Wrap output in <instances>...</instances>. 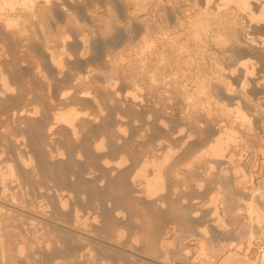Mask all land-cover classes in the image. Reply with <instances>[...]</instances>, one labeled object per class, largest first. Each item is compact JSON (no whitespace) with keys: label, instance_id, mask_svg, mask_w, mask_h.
I'll use <instances>...</instances> for the list:
<instances>
[{"label":"rangeland","instance_id":"1","mask_svg":"<svg viewBox=\"0 0 264 264\" xmlns=\"http://www.w3.org/2000/svg\"><path fill=\"white\" fill-rule=\"evenodd\" d=\"M0 1H3V0H0ZM60 1L61 0H59V2ZM63 1L64 0H62V2ZM149 1L150 2L148 4H146L145 9L139 11L137 6L135 5L138 2L137 0H73V1L72 0H65L63 2L65 5H62V7H60L61 6L60 3H59L60 4V6H59V4L57 3L58 1L56 0V2L53 3L52 10L49 11L50 16L48 14L46 16L47 21H45V22L48 23V27H47V24L44 23L46 25V27H44V29H43L42 26H39L40 24L38 22H37V24L34 25V27L32 25H30V26H28V32L26 31L27 33L23 34V36L25 35L26 39L22 37L24 40L22 41V39L21 40L19 39L18 42L13 40L12 39L13 37L11 38V36L6 37L7 36L6 32H5L6 30H4V28L0 27L1 29H3V32H5V35H4L2 30L0 29V33H1L0 39L1 38L3 39V40L2 39L0 40V55H1L0 57L4 63L6 62L5 63L6 66H4V69L6 71L5 72L6 76H8L7 78H9L7 81H9L8 83L11 84V86L13 85L12 88L15 89V90L8 91L9 93L5 92L3 94L4 97L2 96V94L0 96V134H1L0 135V152H1V154H3V155L0 154V156H1L0 167H2V168H0V173L2 172L0 174V179L2 180L3 177H5V179H8L10 177L11 180H13V178H14L13 182H15V183L17 182V181H15L16 177H18L16 180H18V179L20 180V182H18L16 184L17 190L14 188L11 191V189L15 185L11 180L8 179L7 185L10 187H7L8 192H9L7 194H9V195H4L5 193L2 194L3 191H0V194H2V197L4 195V197L7 198V201H8V199L11 200L12 197L13 198L19 197V199H21L20 202L21 201L26 202L24 204L28 203V205H29L31 203L34 206L35 205L39 206V207L35 206L34 209L35 210H36V208L40 209V210L39 209L36 210L37 214H39V211H40V214H39L40 216H42L44 214L42 216L43 221H42L41 225L45 228V230L43 229L44 231L42 229H41L42 231L39 230L40 232H44V233L40 234V232H38L39 234H36L37 236L36 235L35 236L36 237L40 236V238L36 239V237L34 235L33 236L31 235L32 236L31 237L30 234H29V236H27L26 233H23V234L21 233V232L25 231L24 226L30 225L36 220L35 219L32 222V220L28 219L30 217V215L25 214V217H24L26 223L27 222L30 223V221L32 222L30 224L25 223L26 224L25 225L23 222L24 219L21 220L22 223L20 222V224H22L24 226H22V225L19 226V224H17V223L15 225V223H12L15 225L17 230L16 229L14 230L15 227H13L14 225L12 226L11 223H8V225L9 224L11 225L10 227L7 225V223H6V226H8V227H5V222H3L4 223L3 224L1 221L0 222V225H1L0 229L2 228V230L0 232L3 231V233H4L3 227L8 228V230H9V228L12 227L13 228V229L11 228L12 231L14 230L15 233L22 234L23 236L19 235V237H17V240H15L16 238L11 239V237L7 234H6L7 236L3 233L0 234L3 237V240H0V242L1 243L3 242L2 244H4L7 249L9 248L8 250L7 249L0 250V264H27V263L28 264H148V263L149 264H155V263L160 264L159 262L154 263V261L149 260V258H148L149 252H147L148 253L147 254L146 253L147 250L142 249V248H144L143 243H142L143 237L141 235L142 232H140V231H142L141 226L145 222L146 218H147V221L153 222V220H154V222L155 221L157 222L159 219L161 221H163V219L165 220V217L167 218L165 221L169 222L168 225H170V224H171L170 226L174 225L175 227L174 226H172V227H174L175 229L177 228V231H179L178 229L180 228V231H179L180 234L182 236L184 235L183 239L181 238L182 236H178L179 232H176L177 235L175 237H177V238H175L174 235H173V237H172V235L170 236L169 240H171V241L175 240V241L171 242V245L168 244V245H170L169 247H171V249L169 248L168 251L172 252V253L170 252L172 254L171 258L174 259V260L170 259L171 261H174V263L172 262V264H193V263L200 264L201 260L203 259V256H202V254H200L201 250L199 249V246H200V243L202 242L203 239H204L203 242H205L207 244L213 243V245L216 246V248H215V246L212 245L215 248V250L219 246L218 247L219 249H217L215 251V252H217V257L212 259L216 263H212V264H222L220 262L223 260L224 257H226L227 254H225V252H226L227 248L228 249H230V248L239 249L240 250L239 253H241V256H242L243 253L247 250L249 240L252 238H253L252 239L253 246L251 247L250 256H251L252 260L257 261V264H259V261H263V260H260L257 253H258V248L264 245V218L260 222L249 219L250 218L249 217L250 212L248 210L247 205L249 202L254 201V202L259 204L260 208L264 209V201L262 202L261 200H259V197H260V199L262 198L261 194L264 195V162H263L264 161V155H263L264 154V47H263L264 42L262 41L264 39V36H263L264 35V23H260V22L258 23V22H256V20H254L255 22L251 21L252 22L251 23V22H249L248 18L247 19H245L246 17L244 18L245 22H243L244 23L243 25H246V24L247 25L243 26L242 29H240L241 32H239V33H242V34H240L239 37L240 38L242 37L245 40V38H244V37H246L245 31L250 27L248 29V31H250V35L253 36V39L256 40L255 41L256 43L252 42L250 47H247L244 42L243 43L245 45L242 43L241 44L242 46L241 45L238 46L235 43H233L229 47L227 46V49H230V51L233 53L235 52L234 53L235 57H233L232 59L230 58L231 60L228 59L229 61H227L226 59H223V58H226V57L229 58V57L227 55L225 56V54L223 52H221V49H219L217 45H212L213 42H210L208 44V47L210 46L212 48V50H211V48L209 47L210 48L209 50H211L212 52H214V50H215L216 53L221 52L222 54H224L223 57H220V56H222V54L218 55V57H220V60H221L219 67L222 64L223 67H226L225 70L227 72L226 71L222 72V69H221V71L218 72V74L220 73V74H222V76L226 75V77L225 76L224 77L227 79L229 78L228 79L229 81H227L224 77L222 78V76L220 74L218 75L216 72L217 70L213 69L216 66H218L217 63H214V61H209L210 59H208V61L206 63L211 64V65H207L208 69H213V70H211L212 73L209 72V74H208L209 83H210V79L214 81V83L212 81L211 82L215 85V86L214 85L213 86L216 89L214 87H212V88L215 89L216 93L220 92L221 97L223 96L222 100L224 101V104L226 101L227 105H229L228 109L230 108V105L234 106L235 104H236L235 108L233 107V109H236L238 107L239 103H241L240 105L244 108V110L242 107H240V106L239 107H240V109L243 110V112L248 111V112H246L247 114L245 113L248 116V119L246 118L247 120H240V119H245V118H240L238 116L236 118L237 114H236L235 110H233V109H232V111H231V109L229 111L235 112V113L228 112L230 114H228V113L226 114L227 111L223 112L222 105H224V104L221 101L222 103L221 102L218 103V106H221L220 108L218 106H216L217 104H215V105L211 104V106H209V107H208V105H204V106H202L204 108L200 107L199 112L201 114L199 112L197 113L198 119L201 118V119H199L201 121V126H199L200 130H197L198 126H196L197 128L193 127V128H189V129L187 128L186 129V127H192L191 124L187 123V120H186V124H188L187 126H185L186 124H182V123H185L184 122L185 118L183 120V116H184L185 112L183 110L186 109V106H185L186 103L182 105V103H184V102H183L181 96H183V95H180L179 92L177 94L176 92L180 91V89L182 90V87L185 86L186 82L189 81L190 78L193 81L195 80L196 83L191 80L192 82L189 81L191 86L188 82H187L188 84H186V86H188L190 89H193V90L196 89L197 79L196 78L194 79V77H195L194 75H193L194 77L192 78V75H191L193 72L195 73L196 67L194 66L195 68L193 67L194 69L191 68V70H190L189 66H191V64L188 65V67H187V64L183 65V66H185V67H183L185 69L184 70L180 69V70L184 71L185 73L184 72H182V73L183 74L189 73L191 76L189 79H187V81H181V82L185 83V84H182V86H181V82H179V81L183 79V76H185L179 70V68H180L179 64L182 65V63H179V64L175 63L176 65H174L172 63L174 66L173 67L171 66V68H174L175 66H177L175 68L179 67L178 70L177 69L172 70L169 68L174 73L176 71H177V73L179 72V74H178L179 78L182 76V79L177 78L178 77L176 75L177 73H175V74L172 73V74H174V75H172V74H170L171 72L168 73L170 78H167L168 74L167 73L165 74L164 72L160 71L161 69H159L160 67L158 64H160V63H157L156 65L154 64L155 66H153V63H156L158 61H156V58L153 55L154 54V47L152 46L153 50L152 49L149 50L146 47V44L144 46V40H145L144 36L146 34V31L144 29L145 24L143 23V20H141L145 17L149 18V19L153 18V14H154L153 3L151 4V0H149ZM199 1H200V4H202L204 2V0H202V1L199 0ZM53 2H54V0H53ZM87 4H88V6H87ZM95 5L99 6V7L95 8L96 7ZM165 7H167V5H165ZM73 8H74V10H73ZM168 8H169V10H168ZM168 8L167 9L165 8V10H167L165 12H168V15L171 17H169L167 15L166 16L169 20L172 21V19H173L172 17L174 16V14L170 10L171 8L169 5H168ZM68 9H70V10H68ZM71 13H72V15H71ZM165 14H167V13H165ZM70 16H72V17H70ZM48 17H51L50 18L51 20L48 21V19H49ZM46 18H45V20H46ZM74 19H76V20H74ZM35 20L37 21L38 19H35ZM78 21H79V23H78ZM107 23H108V25H107ZM248 23H251V25L249 26ZM44 24H43V26H44ZM244 27L246 29H244ZM30 28H32V29H30ZM45 31L47 34L45 33ZM48 31H49V33L51 32L50 37L48 35L49 34ZM62 31H64V32H62ZM44 33H45V35H44ZM52 33L53 34L56 33V35L54 36ZM57 33H59V34H57ZM63 34H64V36H63ZM47 35H48V37H46ZM85 36L88 38H84ZM141 36H143V37H141ZM15 38H16V40H18L17 36H15ZM82 38H84L85 40H82ZM84 41L86 42L85 45H84ZM261 41H262V43H261ZM20 44H22V45H20ZM64 44H65V46H64ZM138 44H139V47H138ZM141 44H143V45L140 46ZM259 44L260 45L263 44V46L261 45L262 46L261 47ZM252 45H254V46H252ZM53 46H54V48H53ZM146 48H147V50H146ZM52 50H54L53 53H52ZM66 50H67V52H66ZM257 50H258V52H257ZM261 50H263V51L261 52ZM81 51H83V52H81ZM104 51H105V53H104ZM50 52H51V54H50ZM136 53H138V54H136ZM106 54H108L109 56L107 55L108 56L107 57ZM139 54H140V56H139ZM149 54L152 57L151 56L149 57ZM227 54H229V53L227 52ZM246 54L248 55V57ZM52 55L53 56L55 55V57L53 58ZM141 56L142 57L144 56L145 58L144 57L141 58L142 61L138 59L139 62L137 65H139V63H140V65H143V66H140V68H136L137 66L133 63H134V61H135V63H137L136 62L137 58H139ZM244 56H246V58H244ZM221 58L223 59V61ZM54 59L56 60V62ZM57 59L59 60V62ZM150 59L153 60V61L151 60L153 63L152 62L150 63V61L148 62V63L152 64L151 65L152 69H154L153 67H155V69H156L157 65H158L157 70L154 69L152 72L153 73L152 75H151V73L146 74V72L148 70H149V72H151L150 70H152V69H150V66H149L150 64L145 63ZM242 60H244V61L247 60V63H248V65L246 64L247 67H245L246 65L241 63ZM143 61H144V63H143ZM239 61H241V62H239ZM226 62H227V64H226ZM146 64L149 66V68L146 69V71H144V68H147V67H144V65L146 66ZM230 64H232V65L230 66ZM39 65H41L40 66L41 69L39 68ZM85 65H86V67H85ZM130 65L132 66V68L134 67L135 69H138V70L131 68L133 70L131 72V69H129ZM133 65H135V66H133ZM193 65H195V64H193ZM242 65H244V67L246 69L250 65L252 68L250 67L248 69L253 70L252 73H249L250 71L248 72V69L246 71V69ZM43 66H44V69H43ZM90 66H93V67H90ZM210 66H212V68H209ZM116 67H118V69H116ZM119 67H121V68H119ZM186 67L189 69H187ZM219 67H216V68H219ZM230 67H232L234 71L231 70L232 68L230 69ZM238 67H239V69H238ZM37 68L40 69V72H39V70H37ZM112 68H115L118 73ZM141 68L143 69L144 72L141 71L142 70ZM228 68L230 71L228 70ZM126 69H128V70H126ZM236 69L238 72L236 71ZM41 70L42 71L45 70L44 72L46 73V75L44 72H41ZM61 70H63V71H61ZM120 70L122 71V73ZM188 70L190 72H187ZM58 71H60V72H58ZM134 71H135V73H134ZM159 71H160V73H159ZM191 71H192V73H191ZM208 71H210V70H208ZM69 72H70V74L73 75V73H74L75 75H73V76L69 75ZM123 72H124V74H123ZM136 72L138 75L136 74ZM37 73H39V74H37ZM154 73L157 75H154ZM160 74L163 75V77L165 76V78H167V79L164 78L165 80L163 79V82L164 81L168 82L170 80L169 83H167V84H171V85L168 87L166 84L168 89H166L165 87L162 86L163 83H161V82H162L163 77L160 76ZM210 74H211V76H210ZM58 75H60L61 77ZM131 75H132V78H131ZM158 75L160 77H162L160 79L161 84L158 81L159 78H155L156 76L159 77ZM170 75H172V76H170ZM212 75H214V76H212ZM86 76L90 77L94 83L99 84L100 86L101 85L104 86L105 84L107 85L108 84L107 80H110V82L108 81L109 84L107 85V87L109 85L112 87L109 86L110 88H107L105 86L107 90L101 89V91H100V89L95 90V88H93V89L89 88L88 89V87L87 88L85 87L86 88L85 90H88L86 92H89V91H91V92H89V93L83 92V94L81 93L79 95H76L75 94L76 92L74 91V90H76L75 85L78 84L79 82H81L79 80L80 77L84 78ZM149 76L150 77L155 76L153 78H155L157 80L153 79V80H155L154 82L157 83V81H158V83H159L158 85L155 84L157 87L160 88V90H159V88H157L158 91L155 90L156 88H155L154 83H153V86L155 89L151 85V87L155 93L152 91V89L150 87H148V85L151 84V83L148 84V81L150 82V80L152 79V78L150 79ZM217 76L218 77L221 76V79L218 78ZM133 77H135V78L140 77L139 78L140 80L138 78L135 79ZM172 77H174V80H172ZM214 77L216 78V80ZM42 78H44V79H42ZM60 78H61V81H60L61 83L59 82ZM144 78L150 79V80L148 79L146 81L147 86H146V84H144L145 81L142 80ZM56 79H58V80H56ZM176 79H178L177 80L178 82H174ZM218 79H220L219 82H221V84H219V82L217 81ZM222 79H225L226 81H224ZM153 80H151V82H153ZM135 81L139 82L140 84L139 83L137 84V82L135 83ZM222 81L224 82V84ZM25 82H27L26 84H29V85H25ZM44 82H45V84H44ZM170 82H172L174 84L177 83L179 86H181V88H180L177 85L180 89L176 85L174 86V87H177L174 89L175 91L177 90L175 92V94H174V91L171 90V89H173L172 86L174 84H172ZM226 82L230 83V85H231L230 89H234L233 93L231 92L232 94L230 93V91H232V90L226 91L227 89L229 90V88H227V86L229 87V85H226V87H225ZM46 83L50 84L51 88L49 85H48L49 86L48 87ZM54 83H56V85H54ZM193 83H195V84H193ZM58 85H59V88H58ZM79 85H80V83L78 84V86ZM159 85H161V87L164 89H162ZM44 86H45V88H43ZM52 86L53 87L57 86L56 88H58V89L56 90V88L54 89ZM71 86H73L74 89L72 88V90H71ZM212 88H211V91H212ZM37 89H39V90H37ZM50 89L52 90V92ZM0 90H1V87H0ZM94 90L97 92H95ZM167 90H169L168 93H167ZM170 90L172 91L173 96H171ZM217 90H218V92H217ZM112 91L114 92V94H112L113 93ZM65 92H66V94H65ZM152 92L155 95H153ZM58 93H59V95H58ZM162 93H164V94H162ZM213 93H211V94H213ZM216 93H214V94H216ZM56 94H57V96H55ZM61 94L63 95V97H65V95L68 97L62 98ZM159 94H161V95H159ZM181 94H183V92H181ZM218 94L216 95L217 97H218ZM156 95L158 98L157 97L155 98ZM22 96L24 97V99ZM56 97L58 98V100H56L57 99ZM115 97L117 98L116 103L114 102V100L116 101ZM217 97H216V99H217ZM240 97H241V100H240ZM54 98H55V100H54ZM48 99L49 100L52 99V100L49 101ZM154 99L156 100V103H155ZM159 99L160 100L163 99V101L161 102ZM214 99H215V97H214ZM218 99H220V97H218ZM232 99H234V101L231 103ZM229 100H230V102H229ZM238 100H239V103H237ZM248 100H250V101H248ZM52 101H53V103H52ZM254 101H255V103H254ZM62 102L65 104H62ZM220 103H221V105H220ZM53 104H55L54 106H56V107H54ZM175 104H177V106ZM225 105H224V107H225ZM227 105H226V107H227ZM243 105L247 106V107H244ZM22 106L25 108L26 111L24 110V108ZM51 106H53V108ZM58 106H59V108H58ZM183 106L185 108H183ZM34 107H36L35 108L36 110L34 109ZM50 108H51V110H50ZM61 108L63 111H65L64 109L74 108L77 112H79V113H77V116H76V120H75L76 122H74V124H76L74 126V128H76L75 130L71 126H69L68 123H66L65 121H63V120L60 121V118H55L56 116H54L55 114H53V113H56V111H59ZM214 108H216V110ZM247 108H248V110H245ZM20 109L25 111V113L24 112L22 113ZM27 109L30 110L31 113ZM32 109L34 110V112L32 111ZM205 109H208V110H205ZM219 109H222V111H220ZM17 110H18V112H17ZM62 110H61V112H63ZM213 110H215V111H213ZM224 110H225V108H224ZM36 111H37V114L35 113ZM49 111H51V112H49ZM13 112H17L18 114L15 116H12ZM19 112H21L23 115L21 116V114H19ZM202 112H203V114H202ZM208 112L212 117H210ZM58 113L59 112H57L56 114H58ZM181 113H183V114L181 115ZM222 113H225V114H222ZM203 115H204V117H203ZM206 115H208V116H206ZM222 115H223V117H222ZM246 115H245V117H247ZM16 116L18 118L20 117L21 120L19 121ZM225 116L227 117L226 120H225V118H226ZM4 117H5V120H4ZM13 117H16V119ZM22 118H23V120H22ZM160 118H162V119H160ZM180 118H182V119L180 120ZM211 118H213V119H211ZM214 118H215V120H214ZM56 119H59V120H56ZM206 119H207V121H206ZM208 119L209 120L211 119L213 122L210 120V123H209ZM165 120H167V121L165 122ZM182 120H183V122H182ZM214 122H215V124H214ZM243 122L246 125H243ZM164 123L165 124L167 123V124L162 126L161 124H164ZM205 123L207 124L208 127L206 126ZM181 124H182V126L184 125L185 128L182 127ZM211 124H213V125H211ZM224 124H225V127H224ZM230 124L231 125L233 124V125L231 126ZM51 125L53 127H50ZM118 125L119 126L121 125V127L119 128ZM198 125H200V123H198ZM227 125H228V127H226ZM252 125H254V126H252ZM212 126L215 128H213ZM244 126H246V127H244ZM247 126H249V127L247 128ZM201 127L203 129H205L206 131L201 129ZM205 127H207V129ZM216 127L220 128V130ZM230 127L233 129H230ZM4 128L7 130H5ZM181 128H182V131L180 130ZM183 128H184V130H183ZM222 128H224V130H225V128H227V129L229 128L230 130H233V132L236 130L235 135H238V140H234L236 143H234V141L232 140L234 143V145H233L232 141L230 140L231 145L229 143L228 144L229 146L227 145L228 147L225 148V152L223 151L224 155H222V156L223 157L225 156L227 159L226 158L224 159L222 156L219 157V155L217 156L214 154L205 155L203 162H206V163L202 164L201 163L202 161H199V163L202 164L203 168H202L201 164H199V165L202 169L206 170V172L208 174L205 173V171H203L200 168L201 170H199L198 176L203 171L205 173V175L202 173L203 177H202V174H201V177L206 178L207 175H208V177L206 179L204 178L205 179L204 182H203V179L201 177H198V178H200V184H201V186L199 185L200 187L198 186V183L194 182L195 183L194 186L192 183H191L192 186H189L191 189L186 188V187H188L186 185L187 179H185V175L187 173L186 172L187 171V166H186L187 162H184V161H187V160H185V159H187V156H186L185 152H181V151H184V149L188 146L189 143H190V145L191 144L193 145L195 142L197 145L194 144L193 147L196 146V148H197V146L199 148L198 144H200V143L202 144V145L200 144V148H201V146L204 147L205 144L209 145V143L211 141L210 138L212 137V134L215 133L214 136L216 137V135H218V133L222 130ZM234 128H235V130H234ZM176 129H177V131H175ZM217 130H219V131H217ZM224 130L221 132L224 133V135H225L226 132ZM247 130H249V131H247ZM74 131L76 132V134ZM174 131H175V134H174ZM191 131H192V133H190ZM5 132H6V134H5ZM195 132H196V134H195ZM197 132H199V133H197ZM170 133H172V134H170ZM203 133H205V134H203ZM253 133H254V135H253ZM247 134H248V136H247ZM242 135H243V137H241ZM155 136H159V138L156 137V139H155ZM182 136H184V138ZM195 136H197V137H195ZM198 136L202 140L200 138H198ZM160 137H161V139H160ZM202 137H204V138H202ZM205 137H207V138H205ZM165 138L166 139L168 138V139L166 140ZM15 139H17V140H15ZM157 139L158 140L160 139L163 142H161V144H160L161 146L158 147L159 150H155V148L158 149L157 146L154 148L151 147V149H154L156 151V153H157L156 154L155 151L151 150L149 146H151L153 143L155 144L156 142H152V141L153 140L155 141ZM164 139H165V141H164ZM177 139H179L180 141ZM184 139L187 140L188 142H187V146L185 145L184 149H182L180 147H183L182 145L184 143L183 142ZM200 140L203 142H201ZM207 140H208V142H206ZM240 140H241V142H240ZM246 141L248 143H246ZM180 143H181V145H180ZM239 143H240V145H239ZM165 144H166V146H165ZM1 145L3 147L6 146V147H4V148H7L5 150L6 153H3L4 148H2ZM177 146L179 147V149ZM17 147L21 151V154H22L21 158L23 157L22 159L19 158L20 153H19V150ZM168 147H170L171 149H169ZM206 147H204V148H206ZM1 148L3 149V151ZM146 148H147V151L149 152L150 155H151V153H153L152 151H154V154H152L151 157L148 154V152L144 151ZM149 149L151 150V152ZM167 149H168V152H165V151H167ZM176 149L179 152H176V151L174 152V150H176ZM142 151H144L148 155V157H150L149 161H152V159L153 160L155 159L156 162L161 161V159H163L162 158L163 155L167 156L168 153L172 152L173 153L172 157H171V159H169L170 161L172 160L170 164L174 165V167L179 165L178 166L179 170L176 169V167H175L176 170H175V172H173V176H172V177H175L177 180L175 178H173V179L168 178L167 179V177H166V179H164L165 181H163V185H164L163 189L164 190L160 189L159 191H162L161 193L159 192L160 194L158 193L156 195V192H155L154 194H151L152 196L149 195L150 197H147L148 196L147 192H146L147 190L145 191V188L148 189L147 185L145 184L146 182H144V180H146L147 177L141 176L142 180L139 178L138 179L139 181L137 180L135 183L132 182V180H131V178L133 177L132 175H134L137 172V170H139L138 168H140V166H141L138 163L140 157L136 158L137 156L135 153H139V155H140V152H142ZM232 151L237 152V153L235 152V155H234L235 158L233 157V159H231V157L234 154ZM164 152L166 153V155ZM130 154H132V155H130ZM155 154H156L157 160L155 157H152ZM230 155H232V156L230 157ZM250 155H251V158H250ZM170 156H171V154L169 155V157ZM180 156L182 158H185V157L186 158L182 159ZM160 157H161V159H160ZM207 157L209 159H211L210 160L211 162H209ZM122 158H124V159L126 158L125 159L126 161L124 162V164L122 163L123 166L122 165L120 166V164H118V163H120ZM172 158H174V159H172ZM212 159H213V161H212ZM216 159H219V160H216ZM180 161H182V163H180ZM236 161H239L240 163L242 162L241 165L244 166V167H242L243 173H241V174H240V172H242V171L236 172V170H235L234 165H235ZM108 162H109V165H108ZM176 162L177 163L179 162V163L176 164ZM149 163H152V162H149ZM172 163H174V164H172ZM25 164H27L26 167H25ZM151 166H152V164H150L148 167L146 166V168H145L146 169L145 173L147 171V173H146L147 175L152 174V167ZM181 166H183V167H181ZM211 167H213V168H211ZM33 169H34V171L32 173L31 171ZM211 169H213V170L211 171ZM9 170H10V172H8ZM226 170H228V171L226 172ZM229 170H230V172H229ZM5 172H7L8 174ZM11 173H13V174H11ZM220 173H222V174H220ZM228 173H231V175ZM13 175H16V176H14L12 178L11 176H13ZM149 175H148L149 178L153 177V175H151V176H149ZM176 175H177V177H176ZM222 175L224 176V179H227V178L230 179L231 184L234 182L236 183V184L235 183L232 184V186L234 185L233 186L234 192L231 189L232 193H234V194L237 193L240 196L239 197L236 194L235 195L236 200L239 201V199L242 198L238 202V205L240 204L239 206L240 207L242 206V208H243L242 209L243 212L241 213L239 219H235L233 216H229L231 214L229 212H226L223 208L224 206H223L222 202H224V200L225 201L227 200L226 194L224 193V192H226L227 188H225L226 186L223 188L224 185L222 183H224L223 182L224 180H223ZM226 175H228V176L226 177ZM209 176L213 177V179L210 178ZM138 177H140V176H138ZM178 178L180 180H178ZM182 178H183V180H181ZM208 178H210V179H208ZM136 179H137V177H136ZM220 179L222 180V182L219 181ZM240 179H242L243 182ZM1 180H0V182H1ZM140 180L142 181V183H140ZM170 180H173L174 182H172ZM212 180H214V181H212ZM233 180H234V182H233ZM180 181L185 182L186 187ZM9 182H12L13 184L9 183ZM143 183L146 185V187ZM173 183L175 184L176 187L178 186V188H175ZM203 183H207V184H204L206 186H204ZM220 183L222 185H220ZM10 184H12L14 186L11 187L12 185H10ZM214 184H215V186H214ZM218 184L221 188V191L219 189V186H217L218 188L216 187V185H218ZM0 185H1L0 187H2L1 183H0ZM188 185H189V183H188ZM168 186L170 188H167ZM201 187H203V188H201ZM213 188H215V190L217 188L216 191H218V193L220 191V193H219L220 198L218 200L217 199L218 195H217V198L215 201H217V204H220L221 206H218L215 201H214L215 204H213L214 202L212 201V196L218 194L215 190H212ZM171 189L173 190V192H171ZM175 189L176 190L178 189L179 191L178 190L176 191ZM224 189H226V190H224ZM0 190H1V188H0ZM140 190L142 191V194H141ZM166 190H168V191H166ZM169 190H170V192H169ZM195 190H196V192L199 190L197 194H196ZM13 191L14 192L17 191V192H15L16 196L14 195V193H13L14 196L11 194ZM21 191H24V192H21ZM175 191L177 194L174 193ZM229 191L227 190L226 193H229ZM18 192L21 194L17 195ZM145 192H146V194H144ZM210 192H212V193H210ZM168 193L171 196L168 195ZM172 193H173V195H172ZM193 193L195 195H198V194H200V195L197 196L196 197L197 199H196V198H194L195 195ZM10 194L12 196H10ZM58 194H60V195H58ZM190 194L192 196L193 195L194 196L192 197ZM20 195L21 196L23 195L22 198H20L21 197ZM174 195H175V197H174ZM9 196L11 199L9 198ZM59 196H60V198H59ZM145 196L148 198V200ZM222 196H223V198H221ZM237 196L239 197V199H237ZM2 197L0 195V201H4L3 200L4 198H2ZM126 197L127 198L129 197L130 199H134L133 201H137V202H134V203H137V204H135L136 206L133 205L136 208L135 207H133V209H132V207L128 208V206H126L127 203L124 204L123 199H125ZM151 197H152V201H151ZM169 197H171V198H169ZM176 197H178V199H176ZM159 198H162L163 200L164 199L165 200L163 201L161 199L162 200L161 201ZM19 199H17V200H19ZM58 199L59 200L62 199V200L59 201ZM135 199H137V200H135ZM157 199L159 202L156 201ZM166 199H168V200L173 199V200L172 201L169 200V202H166V204H164ZM26 200L29 202H27ZM61 201H63V202H61ZM182 201H183V205H182ZM192 201H194V203ZM198 201H199V203H198ZM204 201L205 202L207 201L206 205L204 204L205 203ZM220 201H221V203H219ZM5 202H6V200H5ZM8 202H10V201H8ZM174 202H176V203H174ZM17 203H18V201H17ZM208 203L213 204V205H209ZM200 205H202V206H200ZM31 206L32 205H29V208L27 207L28 209H30V211H31ZM40 206H42V208L45 211L43 209H41ZM183 206H184V208H183ZM236 206H237V203H236ZM185 207H187V208H185ZM144 208L146 210H144ZM172 208H173V210H172ZM181 208H183V209L181 210ZM219 208H221V209H219ZM34 209L32 208V211L35 212ZM194 209H196V210H194ZM200 209H202V210H200ZM211 209H213V211ZM218 209H219V211H218ZM75 210H77L78 212ZM178 210H181V211L178 212ZM183 210L185 212L184 215L182 214ZM189 210H191V211H189ZM205 210H208V211L204 212ZM210 210L212 213L209 212ZM215 210H217V211H215ZM42 211H43V213H42ZM142 211H143V213H142ZM146 211L149 213V215ZM197 211H198V213H197ZM224 211L226 213H224ZM76 212L81 215V216L80 215L79 216L82 218V220H81L82 222H78V223L76 222L75 219H76V217H78ZM171 212H173V213H171ZM186 212H187V214H186ZM192 212H194V213L192 214ZM195 212L197 215H195ZM207 212H208V214H207L208 216L206 215ZM216 212H218L217 215L219 214L218 215L219 217H217L215 214H213ZM175 213H177V214L180 213L183 216L180 217V215H176ZM210 213H211V215H209ZM221 213L224 215H222ZM134 214H136V215H134ZM163 214H166L167 216H165ZM212 214L214 215L213 216L214 219H213V217H211ZM32 215H35V214H32ZM150 215H151V218H150ZM170 215H173V216H170ZM174 215L176 217H174ZM185 215H186V217H185ZM199 215H201L202 217ZM27 216H29V217H27ZM162 216H163V218H162ZM187 216H188V218L193 217L192 219H194L195 221H193L192 219L188 220ZM220 216L223 217L222 219H223V222H225L224 224L221 221L222 219H220L221 218ZM245 216H247L248 219ZM33 217H36V216H32L30 218L33 219ZM46 217H48V218L45 219ZM36 218H37V222H38L39 217H36ZM50 218H51V221H50ZM79 218H77V219H79ZM173 218L174 219L176 218V219L173 221ZM182 218L183 219L185 218L184 219L185 222L182 221L183 220ZM224 218L226 220H224ZM40 219H42V218H40ZM179 219L181 220V222ZM196 219H198V220L196 221ZM245 219L249 220V222H247V220L245 221ZM46 220H48L49 222H52V223L47 224V225L43 224L44 221H46ZM54 220L55 221L57 220V221L55 222ZM169 220L171 222H173L174 224L170 223ZM215 220H217V221H215ZM129 221H131V222H129ZM189 221H192V223ZM218 221H219L220 225H218L219 223L217 224ZM244 221H245L246 225L243 224ZM49 222L46 221L45 223H49ZM53 222L55 224H58V225H56L57 227H55V224ZM126 222H128L127 225H126ZM35 223H36V221H35ZM82 223H84L85 226H81V225H83ZM89 223H90V225L88 226V228H89L88 229L87 224H89ZM130 223H132V225ZM182 224H183V226H182ZM184 224H185V226H187V228L190 224H191L190 227L191 226H193V227L192 228L189 227L187 229V228H185ZM196 224H197V226H196ZM17 225H18V228L19 227H22V229L24 228L23 229L24 231L23 230L20 231L21 229L19 228V231H20L19 232ZM37 225H39V224H37ZM63 225H66V226H63ZM157 225H156V227H157ZM200 225H201V227H200ZM243 225H245V226H243ZM70 226H72V227H70ZM37 227H39V226H37ZM218 227H220V228H218ZM40 228H42V227L40 226ZM78 229L86 230V231L90 232L91 234L90 233L89 234L91 236L86 235L87 236L86 237L85 234L83 235V233L81 232V234L83 236L81 235L82 238H80L81 237L80 236V230H78ZM120 229H121L122 234H123V232L125 234V235L121 234L123 237L120 236V233H121L119 231ZM197 229L199 230V232L197 231ZM190 230H192V231L190 232ZM195 230L197 232H195ZM77 231H79V235H77L78 234ZM138 231H139V233H138ZM117 232H118L119 237L121 239V240L118 239V241H116V239H115V233L117 234ZM198 233L200 234L199 236L202 239H200V237H198V235L196 236V234H198ZM201 233L203 234V236ZM189 234L194 235V236H191ZM137 236H138L139 240L137 239ZM21 237H23V238H21ZM84 237H86V238H84ZM179 237L182 240V241L179 240V242L181 241V243L182 242L187 243L191 249V250L189 249L190 251L188 250L189 253L187 256H185V258H189L188 260L184 259L182 255H180L181 257L179 255H177V258H176V254H174L179 249L178 248L179 245H181V246L184 245V243L179 244V242H177V240L180 239ZM185 237H187L189 239L187 240V238H185ZM7 238H10L12 241H10V239L8 240ZM33 238H35V239H33ZM4 239H5V241H4ZM18 239H20L21 241H19ZM114 239H115V241H114ZM184 239H186V240L183 241ZM35 240H37V244H39V242H40V245L41 244L42 245L40 247H36L35 245H32V244H36V242L31 243V242H34ZM132 240H134L136 243ZM9 241L12 243L14 242V245L12 243H10ZM17 241H18L17 246L19 245V243L23 244L24 246H22L20 244L22 247H20V246L17 247L16 246ZM111 241H112V243H111ZM42 242L45 245L50 242L51 245H47L45 247V245ZM1 243H0V245H1ZM173 243H174V245H173ZM26 244H27V247L25 249H23L26 246ZM133 244L134 245L136 244V245L134 246ZM187 244H185V245L187 246ZM4 245H1V247ZM6 245H9V246L7 247ZM28 245L29 246L31 245L32 247L31 246L29 247ZM168 245H167V247H168ZM5 247H2V248L4 249ZM11 247L13 248V250ZM174 247L176 248V250L174 249ZM20 248L22 250H19ZM137 250H138V252H137ZM142 250H144V251H142ZM2 251H4V252H2ZM133 251L135 253L137 252L138 255H136ZM206 251L208 252L209 249H207ZM131 252H133L134 254ZM3 253H4V255H3ZM144 253H145V256H144ZM141 256H143V258H141ZM3 257H5V258H3ZM238 257H240V256H238ZM145 258H147L148 260ZM175 259H177V261H175ZM179 259H183V260H179ZM171 261L169 264H171ZM182 261H183V263H182ZM142 262H144V263H142ZM225 264H240V263L231 261L230 263H225Z\"/></svg>","mask_w":264,"mask_h":264},{"label":"bare ground","instance_id":"2","mask_svg":"<svg viewBox=\"0 0 264 264\" xmlns=\"http://www.w3.org/2000/svg\"><path fill=\"white\" fill-rule=\"evenodd\" d=\"M58 2V4L60 3L61 4V6H60V4H59V6L60 7H62V5H65L63 2L65 1H63L62 2V0L59 2V0H57ZM73 1V0H72ZM138 2L135 4L136 6H137V8L139 9V11H141V10H144L145 9V6H146V4H148L150 1L149 0H137ZM202 1V0H201ZM56 2V0H54V2H53V0H3V1H0V24L3 26H1L0 25V27L1 28H4V30H6L5 32H6V37H10L11 36V38L13 39V40H15V41H19V39L21 40L22 39V41L24 40L23 38H25V35L23 36V34H26L27 32H28V26H30V25H32L33 27H34V25L35 24H37V22L40 24L39 26H42L43 27V29H44V27H46V25L45 24H47V27H48V23H46L45 21H47V18H46V16H47V14L50 16V14H49V11H51L52 10V6H53V3H55ZM93 2V1H92ZM153 3V12H154V14H153V18L152 19H149V18H143V19H141V20H143V23L145 24V31H146V34H145V36H144V38H145V40H144V46H145V44H146V47L150 50V49H152L153 47H154V56H155V58H156V61H158V62H156V63H153L152 61V59H150V60H146L147 62H145V63H147V64H150L151 62L153 63V66H155L157 63H160V64H158L159 65V69H161L160 71H162V72H164L165 74L167 73H170V74H172V73H174L172 70L173 69H177L178 70V68H179V70L180 69H182V70H184L185 68H183V67H185V66H183L184 64H187V67H188V65H190L191 64V66H189V68H190V70H191V68L192 69H194L195 67H196V70H195V73L193 72L192 73V71H191V75H192V78L194 77V79L196 78L197 79V87H196V89L195 90H193V89H190L188 86H186V84H188L189 83V81H191L192 79L190 78V74L189 73H186V74H183L182 72H184V71H182V70H180L181 71V73L183 74V75H185V76H183V79H182V76L180 77L182 80H180L179 82H181V81H187V79H189V81H187L186 82V84L185 83H183V82H181V86H182V84H185V86L184 87H182V90L180 89L181 88V86H179L177 83H172V82H170V83H172V84H174L172 87H173V89H171L172 91H174V94H175V92L177 91H175L174 89L175 88H177L178 86L180 87H178L179 89H180V91L181 92H183V94H181V92L180 91H177L176 93L178 94V92L180 93V95H183V96H181L182 97V100H183V102L184 103H182V105L183 104H185V106H186V109L185 110H183L185 113H184V116H183V120H184V118H185V120H184V122L185 123H182L183 122V120H182V124H186V120H187V123H189V124H191V126L192 127H186V129L188 128H193V127H196V126H198V128H197V130H200L199 128V126H201V121L199 120V119H201V118H199L198 119V112L200 111V107L201 108H204V107H202V106H204V105H208V107L209 106H211V104H217L216 106H218V103L219 102H223V104H224V101L222 100L223 98V96L221 97V95H220V92H218V90H217V92L219 93H216L215 92V85L213 84L214 83V81L213 80H211L210 79V83H209V80H208V78H209V76H208V74H209V72H211L212 73V71L211 70H213V69H215V70H217L216 72H217V74H218V72H220L221 71V69H222V72L223 71H226L225 70V68L226 67H223L222 66V64H221V66L219 67V65H220V63H221V60H220V57H223V55L225 54V56L227 55L229 58H223V59H226L227 61H229V60H231L233 57H235L234 55V53L233 52H231L230 51V49H227V46L229 47L230 45H232L233 43H235V44H237L238 46L239 45H241L243 42L246 44V46L247 47H250L251 46V43L253 42H255L256 40H254L253 39V36H251L250 35V31H248V29L250 28H248L245 32V36L246 37H244L245 38V40L243 39H241L239 36H240V34H242V33H239V32H241L240 31V29H242V27L243 26H246V25H243L244 23L243 22H245L244 21V18L245 19H247L248 18V20H249V22H251V21H254V20H256V22H260V23H264V0H204V2L202 3V4H200V1L199 0H151V4ZM85 4V3H84ZM91 4V3H90ZM99 5V4H98ZM165 5H167V7H165ZM168 5L170 6V10L172 11V13L174 14V16L172 17L173 19H172V21L171 20H169L168 18H167V16H169L168 15V12H165V11H167V10H165V8L167 9L168 8ZM67 6V5H66ZM87 6H88V4H87ZM96 6V5H95ZM65 7V6H64ZM92 7V6H91ZM94 7V6H93ZM99 6H96L95 8H98ZM70 8V7H69ZM90 8V7H89ZM54 9V8H53ZM66 9V8H65ZM71 9V8H70ZM70 9H68V10H70ZM76 9V8H75ZM88 9V8H87ZM73 10H74V8H73ZM92 10V9H91ZM168 10H169V8H168ZM90 11V10H89ZM84 12V11H83ZM52 13V12H51ZM165 13H167V14H165ZM97 14V13H96ZM70 15V14H69ZM71 15H72V13H71ZM75 15V14H74ZM167 15V16H166ZM66 16V15H65ZM94 16V15H93ZM54 17V16H53ZM70 17H72V16H70ZM76 17V16H75ZM95 17V16H94ZM169 17H171V16H169ZM45 18H46V20H45ZM49 19H48V21L49 20H51L50 18L51 17H48ZM35 19H38L37 21L35 20ZM171 19V18H170ZM74 20H76V19H74ZM73 20V21H74ZM140 20V21H141ZM60 21V20H59ZM68 21V20H67ZM105 22V21H104ZM255 22V21H254ZM45 23V24H44ZM51 23V22H50ZM78 23H79V21H78ZM111 23V22H110ZM252 23V22H251ZM251 23H248V25L250 26L251 25ZM43 24H44V26H43ZM52 24V23H51ZM106 24V23H105ZM65 25V24H64ZM107 25H108V23H107ZM259 25V24H258ZM60 26V25H59ZM63 26V25H62ZM66 26V25H65ZM64 26V27H65ZM67 27V26H66ZM106 27V26H105ZM0 28V29H1ZM50 28V27H49ZM62 28V27H61ZM30 29H32V28H30ZM106 29V28H105ZM109 29V28H108ZM143 29V30H144ZM244 29H246L245 27H244ZM2 30V32H3V29H1ZM42 30V29H41ZM49 30V29H48ZM66 30V29H65ZM27 31V32H26ZM30 31V30H29ZM47 31V30H46ZM46 31H45V33H46ZM55 31V30H54ZM5 32H3V34L5 35ZM31 32V31H30ZM36 32V31H35ZM62 32H64V31H62ZM244 32V31H243ZM45 33H44V35H45ZM48 33H49V31H48ZM51 33V32H50ZM50 33L48 34L49 35V37H50ZM1 34V33H0ZM2 34V35H3ZM47 34V33H46ZM53 34V33H52ZM51 34V35H52ZM57 34H59V33H57ZM30 35V34H29ZM48 35L46 36V37H48ZM54 36L56 35V33H54L53 34ZM52 35V36H53ZM15 36H17V39L18 40H16V38H15ZM63 36H64V34H63ZM243 36V35H242ZM264 36V35H263ZM23 37V38H22ZM141 37H143V36H141ZM84 38H88V37H84ZM84 38H82V40H85ZM261 38V37H260ZM2 39V38H1ZM0 39V40H1ZM26 39V38H25ZM32 39V38H31ZM56 39V38H55ZM65 39V38H64ZM253 39V40H252ZM3 40V39H2ZM142 41V40H141ZM263 42H264V39L262 40ZM262 41H261V43H262ZM2 42V41H1ZM25 42V41H24ZM30 42V41H29ZM51 42V41H50ZM60 42V41H59ZM66 42V41H65ZM210 42H213V44L212 45H217L218 46V48L219 49H221V52H223L224 54H222L221 52H219V53H216L215 52V50H214V52H212L211 50H212V48H211V50H209L210 48L208 47V44L210 43ZM85 41H84V45H85ZM243 43V44H244ZM256 43V42H255ZM260 43V42H259ZM48 44V43H47ZM244 44V45H245ZM14 45V44H13ZM20 45H22V44H20ZM143 44H141L140 46H142ZM260 45V44H259ZM258 45V46H259ZM262 46H263V44H261ZM260 45V46H261ZM60 46V45H59ZM62 46V45H61ZM64 46H65V44H64ZM63 46V47H64ZM153 46V47H152ZM242 46V45H241ZM252 46H254V45H252ZM261 46V47H262ZM49 47V46H48ZM52 47V46H51ZM50 47V48H51ZM138 47H139V44H138ZM150 47V48H149ZM264 47V46H263ZM2 48V47H1ZM17 48V47H16ZM53 48H54V46H53ZM60 48V47H59ZM143 48V47H142ZM147 48H146V50H147ZM233 48V47H232ZM231 48V49H232ZM256 48V47H255ZM254 48V49H255ZM21 49V48H20ZM64 49V48H63ZM145 49V48H144ZM257 49V48H256ZM153 50V49H152ZM259 50V49H258ZM258 50H257V52H258ZM20 51V50H19ZM53 51L54 50H52V53H53ZM263 50H261V52H262ZM4 52V51H3ZM66 52H67V50H66ZM81 52H83V51H81ZM85 52V51H84ZM227 52L229 53V54H227ZM243 52V51H242ZM14 53V52H13ZM86 53V52H85ZM84 53V54H85ZM104 53H105V51H104ZM110 53V52H109ZM108 53V54H109ZM217 55H216V54ZM50 54H51V52H50ZM108 54H106V56L108 55ZM136 54H138V53H136ZM142 54V53H141ZM148 54V53H147ZM219 54H222V56H220V57H218V55ZM115 55V54H114ZM113 55V56H114ZM131 55V54H130ZM135 55V54H134ZM143 55V54H142ZM247 55V54H246ZM1 56V55H0ZM3 56V55H2ZM83 56V55H82ZM81 56V57H82ZM109 56V55H108ZM107 56V57H108ZM137 56V55H136ZM139 56H140V54H139ZM151 55L149 54V57H150ZM52 57L54 58L55 57V55L53 56L52 55ZM144 57V56H143ZM142 56L141 57H139V58H137V60H136V62L137 63H135V61H134V63L133 64H135L137 67L136 68H140V66H143V65H140V63H139V65H137L138 64V62H139V60H141L142 61V59L141 58H143ZM152 57V56H151ZM247 57H248V55H247ZM118 58V57H117ZM135 58V57H134ZM133 58V59H134ZM145 58V57H144ZM231 58V59H230ZM242 58V57H241ZM244 58H246V56H244ZM243 58V59H244ZM10 59V58H9ZM56 59V58H55ZM54 59V60H55ZM111 59V58H110ZM109 59V60H110ZM139 59V60H138ZM154 59V58H153ZM208 59H210L209 61H214V63H217V65L218 66H216V67H219V68H216L213 64V66L215 67V68H213V69H208V66L207 65H211V64H207L206 62L208 61ZM222 59V58H221ZM223 59H222V61H223ZM229 59V60H228ZM235 59V58H234ZM237 59V58H236ZM239 59V58H238ZM58 60V59H57ZM112 60V59H111ZM114 60V59H113ZM119 60V59H118ZM152 60V61H151ZM155 60V59H154ZM115 61V60H114ZM150 61V63H148ZM238 61V60H237ZM15 62V61H14ZM54 62V61H53ZM55 62H56V60H55ZM58 62H59V60H58ZM61 62V61H60ZM78 62V61H77ZM225 62V61H224ZM232 62V61H231ZM239 62H241V61H239ZM238 62V63H239ZM6 63V62H5ZM5 63L2 61V59H1V57H0V87H1V90H0V96H1V94H2V96L4 97V93L5 92H8V91H11V90H15L14 88H12L13 87V85L11 86V84H9L8 82L9 81H7L9 78H7L8 76H6V71H5V69H4V66H6L5 65ZM11 63V62H10ZM62 63V62H61ZM109 63V62H108ZM116 63V62H115ZM142 63V62H141ZM143 63H144V61H143ZM176 65V64H179V63H182V65L181 64H179V67L178 68H175V67H177V66H175L174 68H171V66L173 67L174 65ZM176 63V64H175ZM237 63V62H236ZM242 64H244V65H248V63H247V60L246 61H244V60H242V62H241ZM41 64V63H40ZM54 64V63H53ZM114 64V63H113ZM126 64V63H125ZM129 64V63H128ZM127 64V65H128ZM146 64V66L144 65V67H147V68H144V71H146V69H148L149 68V66H150V69H152L151 68V65L152 64H150L149 66ZM155 64V65H154ZM193 64H195V65H193ZM226 64H227V62H226ZM240 64V63H239ZM57 65V64H56ZM71 65V64H70ZM117 65V64H116ZM115 65V66H116ZM119 65V64H118ZM122 65V64H121ZM126 65V66H127ZM135 65H133V66H135ZM158 65H157V68H158ZM232 64H230V66H231ZM241 65V64H240ZM244 65H242L243 67H244ZM247 65L245 66V67H247ZM41 65H39V68L41 69V67H40ZM61 66V65H60ZM152 66V67H153ZM195 66V67H194ZM225 66V65H224ZM228 66V65H227ZM235 66V65H234ZM85 67H86V65H85ZM90 67H93V66H90ZM122 67V66H121ZM121 67H119V68H121ZM129 67V66H128ZM182 67V68H181ZM186 67V68H187ZM194 67V68H193ZM224 69H223V68ZM244 67V68H245ZM251 66L249 65V67L248 68H250ZM16 68V67H15ZM39 68H37V70H39V72H40V69ZM132 68V66L130 65V68L129 69H131ZM134 68V67H133ZM132 68V69H133ZM154 69H155V67H153ZM157 68L155 69V70H157ZM172 69V70H170V69ZM189 68H187V69H189ZM209 68H212V66H210ZM232 67H230V69H231ZM247 68V69H248ZM252 68V67H251ZM43 69H44V66H43ZM59 69V68H58ZM61 69V68H60ZM75 69V68H74ZM94 69V68H93ZM92 69V70H93ZM112 69H114L115 71H116V69H118V67H116V69L115 68H112ZM131 69V72L133 71ZM135 69V68H134ZM142 69V68H141ZM154 69H152V70H150L151 72H149V70L146 72V74L148 73H151V75L153 74L152 72H153V70ZM170 71H169V70ZM238 69H239V67H238ZM246 69V68H245ZM244 69V70H245ZM247 69H246V71H247ZM66 70V69H65ZM95 70V69H94ZM126 70H128V69H126ZM135 70H138V69H135ZM208 70H210V71H208ZM219 70V71H218ZM228 70H229V68H228ZM231 70H233V68L231 69ZM45 70H41V72H44ZM61 71H63V70H61ZM73 71V70H72ZM121 71V70H120ZM141 71H143V69L141 70ZM143 71V72H144ZM160 71H159V73H160ZM230 71V70H229ZM234 71V70H233ZM236 71H237V69H236ZM245 71V72H246ZM250 71V72H249ZM252 71L253 70H251V69H248V72L249 73H252ZM58 72H60V71H58ZM75 72V71H74ZM117 72V71H116ZM130 72V71H129ZM130 72V73H131ZM138 72V71H137ZM137 72H136V74H137ZM142 72V73H143ZM161 72V73H162ZM187 72H190L189 70L187 71ZM215 72V71H214ZM213 72V73H214ZM227 72V71H226ZM238 72V71H237ZM247 72V73H248ZM45 73V72H44ZM43 73V74H44ZM68 73V72H67ZM77 73V72H76ZM118 73V72H117ZM121 73H122V71H121ZM127 73V72H126ZM134 73H135V71H134ZM156 73V72H155ZM154 73V75H157V74H155ZM158 73V72H157ZM158 73V74H159ZM175 73H177V71L175 72ZM174 73V74H175ZM185 73V72H184ZM243 73V72H242ZM37 74H39V73H37ZM42 74V73H41ZM123 74H124V72H123ZM133 74V73H132ZM140 74V73H139ZM145 74V75H146ZM164 74V75H165ZM174 74H172V75H174ZM179 72L175 75L178 79H180L179 78ZM220 74V73H219ZM218 74V75H219ZM226 74V73H225ZM45 75H46V73H45ZM69 75H72V74H70V72H69ZM68 75V76H69ZM73 75H75L74 73H73ZM72 75V76H73ZM86 75V74H85ZM135 75V74H134ZM138 75V74H137ZM142 75V74H141ZM144 75V76H145ZM172 75H170V76H172ZM181 75V74H180ZM194 75V76H193ZM221 76H222V74H220ZM58 76H60V75H58ZM67 76V75H66ZM136 76V75H135ZM143 76V77H144ZM159 76V75H158ZM160 76H162L163 77V75H161L160 74ZM155 77V76H149V78L151 79V80H153V79H155V78H159V83H160V79L162 78V77ZM174 76V77H175ZM210 76H211V74H210ZM212 76H214V75H212ZM221 76H217L218 78H220L221 79ZM225 77H226V75H224ZM224 76H222V78L224 77ZM245 76V75H244ZM24 77V76H23ZM40 77V76H39ZM38 77V78H39ZM43 77V76H42ZM61 77V76H60ZM153 77H155V78H153ZM174 77H172V80H174ZM216 77V76H215ZM214 77V78H215ZM224 77V78H225ZM228 77V76H227ZM234 77V76H233ZM46 78V77H45ZM65 78V77H64ZM63 78V79H64ZM79 78V77H78ZM81 78V77H80ZM79 78V80L81 81V82H79L80 83V85L78 86V84H76L75 85V89L76 90H74L76 93V95H79V94H83V92H86V91H88V90H85L87 87H88V89L89 88H91V89H93V88H95V90L97 89V90H99L100 89V91H101V89L103 90V89H106V87H107V85L109 84V82H110V80H107V85L105 84L104 86L103 85H99V84H96V83H94L92 80H91V78L90 77H88V76H86V77H82L81 79ZM130 78V77H129ZM131 78H132V75H131ZM133 78H135V77H133ZM138 77H136L135 79H137ZM140 78V77H139ZM138 78V79H139ZM148 78V79H149ZM165 78V76L162 78V82L161 83H163L162 84V86L163 87H165L166 89H168V87L171 85V84H167V83H169V81L167 82H163V79ZM167 78H170L169 77V74H168V77ZM167 78H165V79H167ZM30 79V78H29ZM41 79V78H40ZM42 79H44V78H42ZM68 79V78H67ZM66 79V80H67ZM108 79V78H107ZM145 79V80H144ZM144 79H142L143 81H145V83L144 84H146V86H147V80L148 79H146V78H144ZM149 79V80H150ZM164 79V80H165ZM178 79H176L174 82H178L177 80ZM220 79H218L217 81L219 82V80ZM227 81H229L227 78H225ZM225 79H222V80H224V81H226ZM248 79V78H247ZM56 80H58V79H56ZM76 80V79H75ZM78 80V79H77ZM134 80V79H133ZM140 80V79H139ZM138 80V81H139ZM141 80V81H142ZM151 80H150V82L148 81V84H150V85H148V87H150L151 89H152V87L154 88V86H153V83H154V85L156 84V85H158L159 83H158V81H157V83H155L154 81L155 80H157V79H155V80H153V82H151ZM171 80V81H172ZM215 80H216V78H215ZM61 81V78L59 79V82ZM109 81V82H108ZM131 81V80H130ZM193 81V80H192ZM191 81V82H192ZM208 81V82H207ZM213 83H212V82ZM216 81V82H217ZM24 82V81H23ZM29 82V81H28ZM64 82V81H63ZM137 81H135V83H136ZM140 82V81H139ZM139 82H137V84L139 83ZM193 82H195V80L193 81ZM223 82V81H222ZM27 82H25V85H29V84H26ZM41 83V82H40ZM61 83V82H60ZM142 83V84H143ZM160 83V84H161ZM196 83V82H195ZM195 83H193V84H195ZM212 83V84H211ZM24 84V83H23ZM44 84H45V82H44ZM47 84V83H46ZM140 84V83H139ZM166 84H167V86H166ZM180 84V83H179ZM190 84V83H189ZM192 84V85H193ZM217 84V83H216ZM219 84H221V82H219ZM223 84H224V82H223ZM222 84V85H223ZM50 86V84H47V86ZM54 85H56V83H54ZM61 85V84H60ZM151 85H152V87H151ZM155 85V90L156 91H158V89L157 88H159V87H157ZM177 86V87H174V86ZM212 85V86H211ZM214 85V86H213ZM226 85H229V87L227 86V88H229V90L227 89L226 91H230V90H232V91H230V93L232 92L233 93V90L234 89H230L231 88V85H230V83L229 82H226V84H225V87H226ZM42 86V85H41ZM48 86V87H49ZM104 88H103V87ZM106 86V87H105ZM110 86V85H109ZM107 87V88H110V87H112V86H110V87ZM139 86V85H138ZM160 87H161V85H159ZM190 86H191V84H190ZM224 86V85H223ZM30 87V86H29ZM53 87V86H52ZM57 87V86H56ZM56 87H53L54 89L56 88ZM86 87V88H85ZM171 87V88H172ZM193 87V86H192ZM191 87V88H192ZM212 87H214V88H212ZM220 87V86H219ZM224 87V88H225ZM28 88V87H27ZM31 88V87H30ZM35 88V87H34ZM43 88H45V86L43 87ZM47 88V87H46ZM50 88H51V86H50ZM58 88H59V85H58ZM58 88H56V90L58 89ZM72 88L74 89V87L73 86H71V90H72ZM162 88V87H161ZM211 88H212V91H211ZM48 89V88H47ZM53 89V90H54ZM162 89H164V88H162ZM178 89V90H179ZM218 89V88H217ZM226 89V88H225ZM31 90V89H30ZM37 90H39V89H37ZM41 90V89H40ZM51 90V89H50ZM64 90V89H63ZM94 90V91H95ZM107 90V89H106ZM159 90H160V88H159ZM170 90V92H171V96H173V94H172V91ZM214 90V91H213ZM62 91V90H61ZM114 91V90H113ZM112 91V92H113ZM152 91H153V89H152ZM28 92V91H27ZM32 92V91H31ZM30 92V93H31ZM51 92H52V90H51ZM89 92H91V91H89ZM89 92H86V93H89ZM95 92H97V91H95ZM105 92V91H104ZM116 92V91H115ZM154 92V91H153ZM153 92H152V94H153ZM169 92V90H167V93ZM216 93V94H214V93ZM9 93V92H8ZM33 93V92H32ZM36 93V92H35ZM64 93V92H63ZM93 93V92H92ZM155 93V92H154ZM165 93V92H164ZM164 93H162V94H164ZM211 93H213V94H211ZM229 93V92H228ZM231 93V94H232ZM237 93V92H236ZM65 94H66V92H65ZM85 94V93H84ZM99 94V93H98ZM106 94V93H105ZM112 94H114V92L112 93ZM111 94V95H112ZM116 94V93H115ZM218 94V97H220V99H218V97L216 96ZM34 95V94H33ZM58 95H59V93H58ZM62 95V94H61ZM109 95V94H108ZM110 95V96H111ZM117 95V94H116ZM153 95H155V94H153ZM159 95H161V94H159ZM220 95V96H219ZM45 96V95H44ZM55 96H57V94L55 95ZM54 96V97H55ZM114 96V95H113ZM164 96V95H163ZM2 97V98H3ZM23 97V96H22ZM61 97V96H60ZM65 97H68V96H66L65 95ZM65 97H63V95H62V98H65ZM107 97V96H106ZM112 97V96H111ZM157 97V95L155 96V98ZM160 97V96H159ZM214 97H215V99H214ZM216 97H217V99H216ZM226 97V96H225ZM224 97V98H225ZM57 98V97H56ZM72 98V97H71ZM113 98V97H112ZM158 98V97H157ZM230 98V97H229ZM236 98V97H235ZM23 99H24V97H23ZM68 99V98H67ZM97 99V98H96ZM115 99H116V101L114 100V102L116 103L117 102V98L115 97ZM165 99V98H164ZM173 99V98H172ZM231 99V98H230ZM49 100V99H48ZM50 100H52V99H50ZM49 100V101H50ZM54 100H55V98H54ZM56 100H58V98L56 99ZM63 100V99H62ZM155 100V99H154ZM160 100V99H159ZM171 100V99H170ZM181 100V101H182ZM240 100H241V97H240ZM32 101V100H31ZM64 101V100H63ZM72 101V100H71ZM161 102L163 101V99L162 100H160ZM165 101V100H164ZM172 101V100H171ZM234 101V99H232V101H231V103ZM248 101H250V100H248ZM25 102V101H24ZM28 102V101H27ZM56 102V101H55ZM110 102V101H109ZM168 102V101H167ZM221 102V103H222ZM229 102H230V100H229ZM253 102V101H252ZM49 103V102H48ZM52 103H53V101H52ZM69 103V102H68ZM113 103V102H112ZM114 103V104H115ZM155 103H156V100H155ZM154 103V104H155ZM159 103V102H158ZM221 103H220V105H221ZM237 103H239V100L237 101ZM254 103H255V101H254ZM56 104V103H55ZM55 104H53V106L55 105ZM60 104V103H59ZM62 104H65V103H63L62 102ZM180 104V103H179ZM178 104V105H179ZM225 104L227 105V103H226V101H225ZM224 104V105H225ZM241 103H239V105H238V107L236 108V109H233V107L235 108V105L234 106H232V105H230V108L228 109V106L229 105H227V107H226V105H225V107H224V105H222V108H223V112H225V111H227L226 112V114L228 113V112H231L232 111V109L233 110H235V112H236V118H237V116L238 117H240V118H245V119H240V120H247L248 119V116L246 115L247 113L246 112H248V111H244L243 112V110H244V108L240 105ZM51 105V104H50ZM69 105V104H68ZM156 105V104H155ZM176 106H177V104H175ZM53 106H51L52 108H53ZM66 106V105H65ZM175 106V107H176ZM232 106V107H231ZM242 107L243 108V110L242 109H240V107ZM244 106V105H243ZM23 107V106H22ZM54 107H56V106H54ZM63 107V106H62ZM219 108L221 107V106H218ZM244 107H247V106H244ZM24 108V107H23ZM36 107H34V109H35ZM58 108H59V106H58ZM178 108V107H177ZM183 108H185L184 106H183ZM224 108H225V110H224ZM215 110H216V108H214ZM231 109V111H229ZM21 110V112L23 113H25V108H24V110L25 111H23L22 109H20ZM28 110V109H27ZM36 110V109H35ZM50 110H51V108H50ZM55 110V109H54ZM61 110H62V108L59 110V111H56V113L57 112H59L58 114H56V113H53V114H55L54 116H56L55 118H60V121L61 120H63V121H65L66 123H68V125L69 126H71L74 130L76 129V128H74V126L76 125V124H74V122H76L75 120H76V116H77V113H79V112H77L74 108H69V109H64L65 111H63V112H61ZM205 110H208V109H205ZM210 110V109H209ZM215 110H213V111H215ZM220 111H222V109H219ZM245 110H248V108L247 109H245ZM28 111H30V110H28ZM32 111L34 112V110L32 109ZM204 111V110H203ZM218 111V110H217ZM256 111V110H255ZM17 112H18V110H17ZM17 112H13L11 115L12 116H15V115H17L18 113ZM21 112H19V114H21V116L23 115ZM42 112V111H41ZM49 112H51V111H49ZM167 112V111H166ZM235 112H231V113H235ZM30 113H31V111H30ZM36 114H37V111L35 112ZM119 113V112H118ZM179 113V112H178ZM200 113V112H199ZM205 113V112H204ZM246 113V114H245ZM34 114V113H33ZM35 114V115H36ZM183 113H181V115H182ZM201 114V113H200ZM202 114H203V112H202ZM208 114H209V112H208ZM217 114V113H216ZM222 114H225V113H222ZM228 114H230V113H228ZM249 114V113H248ZM28 115V114H27ZM31 115V114H30ZM51 115V114H50ZM210 115V114H209ZM215 115V114H214ZM245 115L247 116V117H245ZM26 116V115H25ZM33 116V115H32ZM166 116V115H165ZM206 116H208V115H206ZM17 117V116H16ZM16 117H13V118H15L16 119ZM203 117H204V115H203ZM202 117V118H203ZM210 117H212L211 115H210ZM220 117V116H219ZM222 117H223V115H222ZM226 117V116H225ZM229 117V116H228ZM234 117V116H233ZM78 118V117H77ZM87 118V117H86ZM174 118V117H173ZM235 118V119H236ZM247 118V119H246ZM14 119V120H15ZM17 119L20 121L21 120V118L19 117H17ZM79 119V118H78ZM77 119V120H78ZM160 119H162V118H160ZM164 119V118H163ZM182 118H180V120H181ZM211 119H213V118H211ZM210 119V120H211ZM227 119V117L225 118V120ZM250 119V118H249ZM252 119V118H251ZM4 120H5V117H4ZM22 120H23V118H22ZM40 120V119H39ZM56 120H59V119H56ZM55 120V121H56ZM209 120V119H208ZM210 120H209V123H210ZM214 120H215V118H214ZM224 120V119H223ZM230 120V119H229ZM49 121V120H48ZM54 121V122H55ZM110 121V120H109ZM162 121V120H161ZM160 121V122H161ZM167 120H165V122H166ZM203 121V120H202ZM206 121H207V119H206ZM212 121V120H211ZM221 121V120H220ZM237 121V120H236ZM3 122V121H2ZM163 122V121H162ZM213 122V121H212ZM216 122V121H215ZM215 122H214V124H215ZM218 122V121H217ZM223 122V121H222ZM238 122V121H237ZM236 122V123H237ZM253 122V121H252ZM52 123V122H51ZM50 123V124H51ZM198 123H200V125H198ZM208 123V124H209ZM231 123V122H230ZM55 124V123H54ZM58 124V123H57ZM167 124V123H166ZM165 123L164 124H161L162 126L163 125H166ZM182 124H181V126H182ZM206 124V123H205ZM252 124V123H251ZM67 125V124H66ZM188 124H186L185 126H187ZM204 125V124H203ZM211 125H213V124H211ZM229 125V124H228ZM228 125L226 126V127H228ZM231 125V124H230ZM233 125V124H232ZM231 125V126H232ZM235 125V124H234ZM242 125V124H241ZM243 125H246L244 122H243ZM19 126V125H18ZM108 126V125H107ZM112 126V125H111ZM119 126V125H118ZM206 126H207V124H206ZM252 126H254V125H252ZM4 127V126H3ZM50 127H53L52 125L50 126ZM49 127V128H50ZM104 127V126H103ZM121 127V125L119 126V128ZM180 127V126H179ZM182 127H184V125L182 126ZM208 127V126H207ZM207 127H205L206 129H207ZM213 127V126H212ZM224 127H225V124H224ZM235 127V126H234ZM244 127H246V126H244ZM249 126H247V128H248ZM251 127V126H250ZM108 128V127H107ZM185 128V127H184ZM184 128H183V130H184ZM210 128V127H209ZM213 128H215V127H213ZM216 128H218V127H216ZM240 128V127H239ZM252 128V127H251ZM250 128V129H251ZM5 129V128H4ZM72 129V130H73ZM201 129H203L202 127H201ZM219 130H220V128H218ZM227 128H225V130H224V128H222V130L221 131H225L226 133H225V135H224V133H222L221 131L218 133V135H216V137L214 136L215 135V133H213L212 134V139L210 138V143H209V145H207V144H205L204 145V147H206V148H204L203 146H201V148H200V144H198L199 145V148H198V146H197V148H196V146H194L193 147V145L194 144H196L195 142H194V144L192 145H190V143L188 144V146H187V140H183V147H180V148H182V149H184V147H185V145L187 146L185 149H184V151H181V152H185L186 153V156H187V159H185V158H182L181 156V158L182 159H185V160H187V161H184V162H187L186 163V166H187V173H186V175H185V179H187V186L188 187H186V185H185V182H181V183H183L184 184V186L186 187V188H189V189H191L189 186H192V184H193V186H194V184L195 183H198V186L200 185L201 186V184H200V178H198V177H201V174L203 173L204 175H205V173H207L206 172V170H204V169H202L203 168V166H202V164L203 163H206V162H203V159H204V156L205 155H207V154H214V155H219V157L220 156H222V155H224L223 153L225 152V148H227L229 145V143H230V145H231V142H230V140L232 141H234V140H238V135H235L236 134V130H235V128H234V132H233V130H230V129H233V128H231L230 127V129L228 128L227 130L229 131H227L226 130ZM241 129V128H240ZM254 129V128H253ZM5 130H7V129H5ZM71 130V129H70ZM122 130V129H121ZM181 131H182V128L180 129ZM193 130V129H192ZM203 130H205V129H203ZM219 130H217V131H219ZM244 130V129H243ZM10 131V130H9ZM57 131V130H56ZM141 131V130H140ZM175 131H177V129L175 130ZM175 131H174V134H175ZM180 131V132H181ZM189 131V130H188ZM202 131V130H201ZM206 131V130H205ZM239 131V130H238ZM247 131H249V130H247ZM252 131V130H251ZM3 132V131H2ZM75 132V131H74ZM142 132V131H141ZM140 132V133H141ZM194 132V131H193ZM208 132V131H207ZM211 132V131H210ZM246 132V131H245ZM21 133V132H20ZM178 133V132H177ZM176 133V134H177ZM190 133H192V131L190 132ZM197 133H199V132H197ZM202 133V132H201ZM238 133V132H237ZM241 133V132H240ZM244 133V132H243ZM5 134H6V132H5ZM75 134H76V132H75ZM170 134H172V133H170ZM195 134H196V132H195ZM203 134H205V133H203ZM217 134V133H216ZM1 135V134H0ZM52 135V134H51ZM112 135V134H111ZM200 135V134H199ZM241 135V134H240ZM250 135V134H249ZM252 135V134H251ZM253 135H254V133H253ZM263 135V134H262ZM11 136V135H10ZM53 136V135H52ZM175 136V135H174ZM192 136V135H191ZM203 136V135H202ZM207 136V135H206ZM245 136V135H244ZM247 136H248V134H247ZM12 137V136H11ZM156 137H158L159 138V136H155V139H156ZM162 137V136H161ZM161 137H160V139H161ZM183 138H184V136H182ZM190 137V136H189ZM195 137H197V136H195ZM215 137V138H214ZM241 137H243V135L241 136ZM252 137V136H251ZM257 137V136H256ZM255 137V138H256ZM49 138V137H48ZM51 138V137H50ZM169 138V137H168ZM167 138V139H168ZM171 138V137H170ZM176 138V137H175ZM174 138V139H175ZM188 138V137H187ZM198 138H200L199 136H198ZM202 138H204V137H202ZM205 138H207V137H205ZM214 138V139H213ZM247 138V137H246ZM13 139V138H12ZM54 139V138H53ZM154 139V138H153ZM153 140L152 142H156L154 145L152 144L151 146H149L150 147V149H151V147H156L157 146V148L159 147V146H161L160 144H161V142H163L162 140ZM166 139V138H165ZM165 139H164V141H165ZM166 139V140H167ZM194 139V138H193ZM201 139V138H200ZM244 139V138H243ZM15 140H17V139H15ZM50 140V139H49ZM170 140V139H169ZM177 140H179V139H177ZM182 140V139H181ZM197 140V139H196ZM202 140V139H201ZM200 140V141H201ZM209 140V139H208ZM208 140L206 141V142H208ZM253 140V139H252ZM180 141V140H179ZM205 141V140H204ZM233 141H232V143H233ZM22 142V141H21ZM169 142V141H168ZM198 142V141H197ZM201 142H203V141H201ZM240 142H241V140H240ZM245 142V141H244ZM165 143V142H164ZM199 143V142H198ZM234 143H236L235 141H234ZM234 143H233V145H234ZM243 143V142H242ZM246 143H248L247 141H246ZM250 143V142H249ZM27 144V143H26ZM168 144V143H167ZM163 145V144H162ZM178 145V144H177ZM180 145H181V143H180ZM179 145V146H180ZM197 145V144H196ZM202 145V144H201ZM228 145V146H227ZM239 145H240V143H239ZM148 146V145H147ZM165 146H166V144H165ZM1 147L2 148H4V147H6V146H2L1 145ZM178 147V146H177ZM232 147V146H231ZM234 147V146H233ZM1 148V149H2ZM18 148V147H17ZM16 148V149H17ZM169 149H171L170 147H168ZM174 148V147H173ZM172 148V149H173ZM241 148V147H240ZM261 148V147H260ZM7 148H4V151L6 150ZM12 149V148H11ZM149 149V150H150ZM162 149V148H161ZM178 149H179V147H178ZM229 149V148H228ZM235 149V148H234ZM18 150H19V148H18ZM151 150H154V149H151ZM151 150H150V152H151ZM155 150H159V148L158 149H156L155 148ZM154 150V151H155ZM239 150V149H238ZM245 150V149H244ZM243 150V151H244ZM262 150V149H261ZM2 151H3V149H2ZM3 151V153H6V151L4 152ZM145 152H148L147 151V148L144 150ZM144 151H142V152H140V155H139V153H135L136 154V158H138V157H140L139 158V161H138V163H139V165H141L140 166V168H138L139 170H137V172L134 174V175H132L133 177L131 178V180H132V182H136L139 178L142 180V177H147V179L146 180H144V182H146L145 184L147 185V188L148 189H146L145 188V191L147 192V197H150V196H152L151 194H154L155 192H156V195L160 192H162V191H159L160 189H163V181H165L164 179H166V177H167V179L168 178H175V177H172L173 176V172H175V170L176 169H178V166L179 165H177V166H175L176 167V169H175V167H174V165H171L170 163H171V161L169 160V159H171V157H172V152L171 153H168L167 154V156H162V158L163 159H161V157H160V159H161V161H159V162H156L155 161V159L153 160L152 159V161H149V158L151 157V155L152 154H154V151H152L153 153H151V155L149 154V152H148V154L150 155V157H148V155L144 152ZM173 151V150H172ZM179 152L177 149L176 150H174V152ZM224 151V152H223ZM234 151V150H233ZM232 151V152H233ZM248 151V150H247ZM251 151V150H250ZM158 152V151H157ZM165 152H168V149H167V151H165ZM164 152V153H165ZM180 152V153H181ZM236 152V151H235ZM235 152H233L232 154H233V156L232 155H230V157H231V159H233V157L235 158ZM246 152V151H245ZM263 152V151H262ZM19 155H20V159H22L21 158V156H22V154H21V151L19 150ZM155 153H156V151H155ZM179 153V154H180ZM237 153V152H236ZM0 154H1V152H0ZM157 154V153H156ZM156 154L154 155V156H152V157H155L156 158ZM171 154V156L169 157V155ZM184 154V153H183ZM227 154V153H226ZM1 155H3V154H1ZM24 155V154H23ZM130 155H132V154H130ZM165 155H166V153H165ZM175 155V154H174ZM185 155V154H184ZM264 155V154H263ZM262 155V156H263ZM178 156V155H177ZM238 156V155H237ZM174 157V156H173ZM209 157V156H208ZM207 157V158H208ZM223 157V156H222ZM239 157V156H238ZM243 157V156H242ZM0 158H1V156H0ZM159 158V157H158ZM180 158V159H181ZM211 158V157H210ZM213 158V157H212ZM217 158V157H216ZM224 159L226 158L225 156L223 157ZM229 158V157H228ZM250 158H251V155H250ZM126 159V158H125ZM124 158H122L121 159V161H120V163H118V164H120V166L122 165L123 166V164H124V162L126 161ZM159 159V160H160ZM172 159H174V158H172ZM181 159V160H182ZM206 159V158H205ZM227 159V158H226ZM240 159V158H239ZM1 160V159H0ZM138 160V159H137ZM156 160H157V158H156ZM179 160V159H178ZM207 160V159H206ZM208 160H209V162H211L210 160L211 159H209L208 158ZM216 160H219V159H216ZM235 160V159H234ZM174 161V160H173ZM199 161H202L201 163H199ZM212 161H213V159H212ZM247 161V160H246ZM149 162H152V163H149ZM175 162V161H174ZM183 162V163H184ZM234 162V161H233ZM264 162V161H263ZM123 163V164H122ZM137 163V164H138ZM179 163V162H178ZM177 162H176V164H178ZM180 163H182V161H180ZM232 163V162H231ZM242 163V162H241ZM241 163L239 162V161H236L235 162V165H234V167H235V170H236V172H240V171H242V172H240V174L241 173H243V168L242 167H244V166H242L241 165ZM247 163V162H246ZM262 163V162H261ZM28 164V163H27ZM27 164H25V167L27 166ZM150 164H152V174H148L149 176H151V175H153V177L151 178H149L148 177V175L146 174L147 173V171H146V173H145V168H146V166L148 167ZM172 164H174V163H172ZM199 164H201V166H202V168L200 167V165ZM108 165H109V162H108ZM210 165V164H209ZM214 165V164H213ZM184 166V165H183ZM183 166H181V167H183ZM180 167V168H181ZM230 167V166H229ZM0 168H2V167H0ZM4 168V167H3ZM29 168V167H28ZM185 168V167H184ZM203 170V171H205V173L202 171V173L201 174H199V176H198V173H199V170H201V169ZM208 168V167H207ZM211 168H213V167H211ZM231 168V167H230ZM27 169V168H26ZM229 169V168H228ZM234 169V168H233ZM11 170V169H10ZM10 170L8 171V172H10ZM179 170V169H178ZM177 170V171H178ZM185 170V169H184ZM210 170V169H209ZM213 169H211V171H212ZM231 170V169H230ZM230 170H229V172H230ZM6 171V170H5ZM27 171V170H26ZM33 171H34V169L31 171L32 173H33ZM132 171V170H131ZM224 171V170H223ZM228 170H226V172H227ZM12 172V171H11ZM37 172V171H36ZM181 172V171H180ZM184 172V171H183ZM2 173V172H1ZM0 173V174H1ZM5 173H7V172H5ZM182 173V172H181ZM210 173V172H209ZM215 173V172H214ZM233 173V172H232ZM235 173V172H234ZM253 173V172H252ZM8 174V173H7ZM11 174H13V173H11ZM10 174V175H11ZM180 174V173H179ZM203 174H202V177H203ZM208 174V173H207ZM219 174V173H218ZM220 174H222V173H220ZM227 174V173H226ZM228 174H230L231 175V173H228ZM237 174V173H236ZM246 174V173H245ZM9 175V176H10ZM129 175V174H128ZM224 175V174H223ZM222 175V177H223V182L225 183H222L224 186H223V188L225 187V188H227V190L229 191V193H226L227 192V190L226 189H224V190H226V192H224L223 190V192L226 194V198H227V200L225 201L224 199V202H222L223 203V208H224V210L226 211V212H229L231 215H229V216H233L235 219H239L240 218V215H241V213L243 212L242 211V206L240 207L239 205H238V202L240 201V199H242V198H240L239 199V194H237L238 196H237V199H239V201L238 200H236V198H235V195L236 194H234V193H232V191H233V186H232V184H234L235 182H234V180H233V182L234 183H232L231 184V182H230V179H224V176ZM244 175V174H243ZM242 175V176H243ZM6 176V175H5ZM14 176H16V175H13V176H11L12 178L14 177ZM138 176H140V177H138ZM142 176V177H141ZM179 176V175H178ZM182 176V175H181ZM228 175H226V177H227ZM237 176V175H236ZM254 176V175H253ZM7 177V176H6ZM136 177H137V179H136ZM176 177H177V175H176ZM180 177V176H179ZM201 177V178H202ZM207 177H208V175H207ZM206 177V178H207ZM210 177V176H209ZM217 177V176H216ZM220 177V176H219ZM232 177V176H231ZM235 177V176H234ZM18 177H16V179H17ZM184 178V177H183ZM183 178L181 179V180H183ZM205 178V177H204ZM204 178H202L203 179V182L205 181V179ZM210 178H212L213 179V177H210ZM210 178H208V179H210ZM221 178V177H220ZM241 178V177H240ZM9 180H11V178L9 177L8 178ZM8 179H5V177H3L2 178V180H1V184H2V187H0L1 188V190L0 191H3V193L2 194H4V195H9V194H7V193H9L8 192V188L7 187H10V186H8L7 184V180ZM15 179V181H17L16 183L15 182H13V180H14V178H13V180H11L13 183H14V185H12L13 183L12 182H9V183H12V184H10V185H12L11 187H13L12 189H11V191L15 188L16 189V184L18 183V182H20V180L18 179V180H16ZM176 179V178H175ZM174 179V180H175ZM215 179V178H214ZM233 179V178H232ZM239 179V178H238ZM237 179V180H238ZM140 180V183H142V181ZM177 180V179H176ZM178 180H180L179 178H178ZM216 180V179H215ZM241 181H242V179H240ZM244 180V179H243ZM254 180V179H253ZM259 180V179H258ZM42 181V180H41ZM139 181V180H138ZM170 181H172V182H174L173 180H170ZM198 181V182H197ZM207 181V180H206ZM212 181H214V180H212ZM218 181V180H217ZM216 181V182H217ZM219 181H221L222 182V180L220 179ZM179 182V183H180ZM195 182V183H194ZM208 182V181H207ZM211 182V181H210ZM239 182V181H238ZM243 182V181H242ZM167 183V182H166ZM188 183H189V185H188ZM192 183V184H191ZM209 183V182H208ZM144 184V183H143ZM144 184V185H145ZM165 184V183H164ZM172 184V183H171ZM177 184V183H176ZM204 184H207V183H203V185ZM213 184V183H212ZM216 184V183H215ZM215 184H214V186H215ZM221 183H220V185H222ZM236 184V183H235ZM242 184V183H241ZM240 184V185H241ZM20 185V184H19ZM138 185V184H137ZM146 185H145V187H146ZM173 185L175 186V184L173 183ZM182 185V184H181ZM197 185V184H196ZM1 186V185H0ZM143 186V185H142ZM199 186V187H200ZM204 186H206V185H204ZM209 186V185H208ZM211 186V185H210ZM213 186V185H212ZM217 186H219V184L218 185H216V187ZM41 187V186H40ZM173 187V186H172ZM222 187V186H221ZM232 187V188H231ZM252 187V186H251ZM165 188V187H164ZM167 188H170L169 186L167 187ZM166 188V189H167ZM175 188H178V186L176 187L175 186ZM183 188V187H182ZM201 188H203V187H201ZM200 188V189H201ZM218 188V187H217ZM217 188H216V190H217ZM240 188V187H239ZM140 189V188H139ZM138 189V190H139ZM143 189V188H142ZM188 189V190H189ZM197 189V188H196ZM219 189H220V191H221V188H220V186H219ZM231 189H232V191H231ZM17 190V189H16ZM164 190V189H163ZM176 190V189H175ZM178 190V189H177ZM176 190V191H177ZM212 190H215V188H213ZM211 190V191H212ZM215 190V191H216ZM250 190V189H249ZM253 190V189H252ZM43 191V190H42ZM141 191V190H140ZM166 191H168V190H166ZM176 191L174 192V193H176ZM179 191V190H178ZM185 191V190H184ZM191 191V190H190ZM199 191V190H198ZM198 191L196 192V190H195V192H196V194L198 193ZM220 191H219V193H220ZM15 192H17V191H15ZM14 191L11 193L12 195H13V193H14V195L16 196V193H15ZM21 192H24V191H21ZM32 192V191H31ZM146 192L144 193V194H146ZM165 192V191H164ZM169 192H170V190H169ZM171 192H173V190L171 189ZM189 192V191H188ZM192 192V191H191ZM217 193H218V191H216ZM234 192V191H233ZM238 192V191H237ZM253 192V191H252ZM159 193V194H160ZM180 193V192H179ZM210 193H212V192H210ZM216 194V195H213L212 196V201L214 202L215 200H216V198H217V195H218V200H219V195L220 194ZM259 193V192H258ZM257 193V194H258ZM2 194H0L1 195V197H2ZM10 194V196H12ZM19 194H21V193H19L18 192V194L17 195H19ZM141 194H142V191H141ZM177 194V193H176ZM186 194V193H185ZM188 194V193H187ZM192 194V193H191ZM190 194V195H191ZM194 194V193H193ZM4 195H3V197L2 198H4L3 200L4 201H0V222L2 221V223L3 222H5V227H10L11 225L9 224L8 225V223H15V225H16V223L17 224H19V226H21L22 224H20V222L22 223V221L21 220H23L24 219V224L26 223V221H25V214L26 215H30V217H32V216H36V217H39V221L37 222V218L36 217H33V219L32 218H30L29 216H27V217H29L28 219H30V220H32V222H33V220H35L36 221V223H35V221L32 223L31 221H30V223H32V224H30L29 222H27L28 224H30V225H27V226H24V225H22V226H24V228H25V231L22 229V227H19L21 230L20 231H24V232H21L22 234L23 233H26L27 234V236H29V234H30V236L32 235H36V234H39L38 232H40L39 230H45V228L41 225V223H42V221H43V215L42 216H40L39 214H40V211H39V214H37L36 213V210L37 209H39V208H36V210L34 209L35 208V206H37V205H33V204H29V205H32L31 206V211H30V209H28L29 208V205H28V203L27 204H24V203H26L25 201H21L20 202V200L21 199H19V197H16L17 199H19V200H17L16 198H13L12 197V199L10 198V196H9V198L11 199V200H9L8 199V201H10V202H8L7 201V198H5L4 197ZM13 195V196H14ZM58 195H60V194H58ZM140 195V194H139ZM150 195V196H149ZM168 195H170L169 193H168ZM172 195H173V193H172ZM182 195V194H181ZM195 195V194H194ZM193 195V196H194ZM200 194H198V195H195L194 196V198H196L197 196H199ZM224 195V194H223ZM245 195V194H244ZM260 195V194H259ZM258 195V196H259ZM21 196V195H20ZM23 196V195H22ZM22 196L20 197V198H22ZM155 196V195H154ZM171 196V195H170ZM184 196V195H183ZM187 196V195H186ZM192 196V195H191ZM192 196V197H193ZM203 196V195H202ZM210 196V195H209ZM140 197V196H139ZM142 197V196H141ZM146 197V196H145ZM146 197V198H147ZM157 197V196H156ZM155 197V198H156ZM174 197H175V195H174ZM185 197V196H184ZM188 197V196H187ZM261 199H260V197H259V200H261L262 202L264 201V195H262L261 194ZM27 198V197H26ZM59 198H60V196H59ZM154 198V197H153ZM158 198V197H157ZM168 198V197H167ZM169 198H171V197H169ZM173 198V197H172ZM221 198H223V196L221 197ZM225 198V197H224ZM244 198V197H243ZM246 198V197H245ZM16 199V200H15ZM141 199V198H140ZM150 199V198H149ZM160 200L162 199V198H159ZM175 199V198H174ZM176 199H178V197H176ZM181 199V198H180ZM179 199V200H180ZM186 199V198H185ZM188 199V198H187ZM197 199V198H196ZM201 199V198H200ZM210 199V198H209ZM2 200V199H1ZM5 200H6V202H5ZM25 200V199H24ZM59 200V199H58ZM60 200H62V199H60ZM59 200V201H60ZM134 199H130L129 197L127 198H125V199H123V201H124V204H126V206H128V208H131L132 207V209H133V207H135L136 205L135 204H137V203H134V202H137V201H133ZM135 200H137V199H135ZM146 200V199H145ZM147 200H148V198H147ZM163 200V199H162ZM161 200V201H162ZM165 200V199H164ZM163 200V201H164ZM170 200V199H169ZM169 200L168 199H166V201H165V203L164 204H166V202H169ZM173 200V199H172ZM172 200H170V201H172ZM191 200V199H190ZM195 200V199H194ZM256 200V199H255ZM17 201H18V203H17ZM27 201V200H26ZM32 201V200H31ZM122 201V200H121ZM151 201H152V197H151ZM156 201H158V199L156 200ZM160 201V202H161ZM210 201V200H209ZM211 201V202H212ZM222 201V200H221ZM221 201L219 202V203H221ZM27 202H29V201H27ZM61 202H63V201H61ZM159 202V201H158ZM188 202V201H187ZM193 203H194V201H192ZM201 202V201H200ZM205 202V201H204ZM207 202V201H206ZM204 203L205 205L207 204V203ZM216 202V204H217V201H215ZM215 202L213 203V204H215ZM65 203V202H64ZM122 203V202H121ZM139 203V202H138ZM174 203H176V202H174ZM191 203V202H190ZM192 203V204H193ZM196 203V202H195ZM198 203H199V201H198ZM236 203H237V206H236ZM41 204V203H40ZM63 204V203H62ZM163 204V203H162ZM209 204V203H208ZM213 204H209V205H213ZM133 205H135V206H133ZM159 205V204H158ZM170 205V204H169ZM172 205V204H171ZM176 205V204H175ZM182 205H183V201H182ZM191 205V204H190ZM195 205V204H194ZM218 206H221L220 204H217ZM34 206V207H33ZM130 206V207H129ZM140 206V205H139ZM142 206V205H141ZM199 206V205H198ZM200 206H202V205H200ZM204 206V205H203ZM217 206V207H218ZM28 207V208H27ZM37 207H39V206H37ZM41 207V209H43L42 208V206H40ZM138 207V206H137ZM153 207V206H152ZM213 207V206H212ZM216 207V206H215ZM247 207H248V210H249V212H250V214H249V219H252V220H255V221H261L263 218H264V209H262V208H260V206H259V204L258 203H256V202H254V201H252V202H249L248 203V205H247ZM32 208L35 210V212L34 211H32ZM60 208V207H59ZM136 208V207H135ZM142 208V207H141ZM146 208V207H145ZM144 208V210H146ZM170 208V207H169ZM183 208H184V206H183ZM183 208H181V210L183 209ZM185 208H187V207H185ZM191 208V207H190ZM193 208V207H192ZM202 208V207H201ZM209 208V207H208ZM143 209V208H142ZM171 209V208H170ZM219 209H221V208H219ZM219 209H218V211H219ZM245 209V208H244ZM40 210V209H39ZM44 210V209H43ZM72 210V209H71ZM122 210V209H121ZM143 210V211H144ZM169 210V209H168ZM172 210H173V208H172ZM181 210H178V212L179 211H181ZM194 210H196V209H194ZM198 210V209H197ZM200 210H202V209H200ZM212 211H213V209H211ZM211 210L209 211V212H211ZM45 211V210H44ZM75 211H77V210H75ZM129 211V210H128ZM138 211V210H137ZM136 211V212H137ZM143 211H142V213H143ZM170 211V210H169ZM189 211H191V210H189ZM206 211H208V210H205L204 212H206ZM215 211H217V210H215ZM224 211V213H226ZM34 212V213H33ZM78 212V211H77ZM76 212V213H77ZM80 212V211H79ZM147 212V211H146ZM150 212V211H149ZM152 212V211H151ZM222 212V211H221ZM42 213H43V211H42ZM120 213V212H119ZM148 213V212H147ZM171 213H173V212H171ZM170 213V214H171ZM181 213V212H180ZM177 214V213H175L176 215H180V217H182L183 215H184V210H183V212H182V214ZM194 212H192V214H193ZM197 213H198V211H197ZM200 213V212H199ZM212 213V212H211ZM211 213L209 214V215H211ZM217 213L218 212H216V213H213V214H215L217 217H219L218 215H217ZM248 213V212H247ZM32 214H35V215H32ZM47 214V213H46ZM186 214H187V212H186ZM191 214V215H192ZM208 214V212L206 213V215ZM212 214V216L211 217H213L214 215ZM222 214V213H221ZM228 214V213H227ZM32 215V216H31ZM77 215H78V217H76V222L78 223V222H82L81 220H82V218L80 217L81 215L80 214H78L77 213ZM76 215V216H77ZM80 215V216H79ZM119 215V214H118ZM134 215H136V214H134ZM148 215H149V213H148ZM152 215V214H151ZM151 215H150V218H151ZM162 215V214H161ZM163 215H165V216H167L166 214H163ZM189 215V214H188ZM195 215H197L196 214V212H195ZM222 215H224V214H222ZM226 215V214H225ZM47 216V215H46ZM169 216V215H168ZM170 216H173V215H170ZM199 216H201V215H199ZM198 216V217H199ZM208 216V215H207ZM45 217V216H44ZM73 217V216H72ZM81 219H80V218ZM161 217V216H160ZM174 217H176L175 215H174ZM185 217H186V215H185ZM202 217V216H201ZM216 217V218H217ZM221 217V216H220ZM226 217V216H225ZM246 218H247V216H245ZM40 218H42V219H40ZM48 217H46L45 219H47ZM77 218H79V219H77ZM162 218H163V216H162ZM193 218V217H192ZM192 218H188V216H187V219L189 220H191ZM223 217H221L220 219H222ZM228 218V217H227ZM44 219V220H45ZM132 219V218H131ZM142 219V218H141ZM167 218L165 217V220H166ZM169 219V218H168ZM176 219V218H175ZM174 218H173V221L175 220ZM181 219V218H180ZM179 219V220H180ZM183 219V218H182ZM185 219V218H184ZM184 219L182 220V221H184ZM199 219V218H198ZM198 219H196V221L198 220ZM201 219V218H200ZM213 219H214V217H213ZM248 219V218H247ZM247 219H245V221L247 220ZM27 220V219H26ZM41 220V221H40ZM74 220V221H75ZM78 220V221H77ZM160 220V219H159ZM155 221L154 222V220H153V222L152 221H147V218H146V220H145V222L142 224V231H140V232H142V237H143V247L144 248H142V249H146L147 251H146V253L147 252H149V254H148V258H149V260H152V261H154V263L155 262H159L160 264H169L170 263V261L171 260H174V259H172L171 257V253L168 251L169 250V248L171 249V247H169L170 245H171V242H173V241H175V240H173V241H171V240H169L170 239V236L172 235V237H173V235H174V237L177 235L176 234V232H179L180 231V228L178 229L179 231H177V228L175 229L174 227V225H172V226H174V227H172V226H170V225H168L169 224V222L168 221H165L164 219H163V221ZM172 220V219H171ZM193 221H195L194 219H192ZM224 220H226L225 218H224ZM251 220V221H252ZM29 221V220H28ZM47 222H49L48 220H46ZM46 221H44V223L43 224H51L52 222H49V223H45ZM50 221H51V218H50ZM55 221V220H54ZM57 221V220H56ZM55 221V222H56ZM139 221V220H138ZM170 221V220H169ZM215 221H217V220H215ZM222 222H223V219L221 220ZM245 221L243 222V224H245ZM250 221V222H251ZM73 222V221H72ZM84 222V221H83ZM86 222V221H85ZM129 222H131V221H129ZM133 222V221H132ZM180 222H181V220H180ZM185 222V221H184ZM183 222V223H184ZM189 222H191L192 223V221H189ZM188 222V223H189ZM221 222V223H222ZM247 222H249V220H247ZM246 222V223H247ZM6 223H7V225L8 226H6ZM26 223V224H27ZM54 223V222H53ZM64 223V222H63ZM127 223L128 222H126V225H127ZM135 223V222H134ZM139 223V222H138ZM156 223V224H155ZM170 223H172V224H174L173 222H171L170 221ZM194 223V222H193ZM200 223V222H199ZM219 223V221L217 222V224ZM225 222H223V224H224ZM4 224V223H3ZM25 224V225H26ZM34 224V225H33ZM37 224H39V225H37ZM55 224V223H54ZM68 224V223H67ZM73 224V223H72ZM83 225H81V226H85L84 225V223H82ZM86 224V223H85ZM131 225H132V223H130ZM129 224V225H130ZM155 224V225H154ZM158 224V225H157ZM14 224H12V226H13ZM15 225L13 226V227H15ZM56 225H58V224H55V227H57ZM60 225V224H59ZM69 225V224H68ZM90 225V223L89 224H87V228H88V226ZM139 225V224H138ZM156 225H157V227H156ZM187 225V224H186ZM191 225V224H190ZM190 225L188 226V228L190 227ZM218 225H220V223L218 224ZM246 225V224H245ZM245 225H243V226H245ZM4 226V225H3ZM2 226V227H3ZM37 226H39V227H37ZM40 226L42 227V228H40ZM62 226V225H61ZM63 226H66V225H63ZM182 226H183V224H182ZM184 226H185V224H184ZM196 226H197V224H196ZM222 226V225H221ZM0 227H1V225H0ZM27 227V228H26ZM70 227H72V226H70ZM80 227V226H79ZM193 226H191L190 228H192ZM200 227H201V225H200ZM226 227V226H225ZM253 227V226H252ZM12 228V227H11ZM11 228H9V230H8V228H4L3 227V230H4V233H3V231L2 232H0V234L1 233H3V234H7V235H9L10 237H11V239H15V240H17V237H19V235L20 236H23L22 234H18V233H15L14 232V230L16 229V227L14 228V230L12 231V229ZM17 228H18V225H17ZM19 228H18V231H19ZM82 228V227H81ZM183 228V227H182ZM185 228H187V226H185ZM187 228V229H188ZM218 228H220V227H218ZM238 228V227H237ZM236 228V229H237ZM65 229V228H64ZM83 229V228H82ZM86 229V228H85ZM89 229V228H88ZM132 229V228H131ZM175 229V230H174ZM184 229V228H183ZM199 229V228H198ZM197 229V231L199 232V230ZM229 229V228H228ZM2 230V228L0 229V231ZM17 230V229H16ZM41 230V231H42ZM43 230V231H44ZM78 230H80V229H78ZM138 230V229H137ZM182 230V229H181ZM194 230V229H193ZM17 231V232H18ZM19 231V232H20ZM76 231V230H75ZM118 231V230H117ZM120 232H121V229L119 230ZM125 231V230H124ZM186 231V230H185ZM192 230H190V232H191ZM196 230H195V232H197ZM247 231V230H246ZM78 232V234L77 235H79V231H77ZM81 232L83 233V235L85 234V236L87 235H90L91 233L90 232H88V231H86V230H80V236L82 235L81 234ZM88 232V233H87ZM119 232V233H120ZM187 232V231H186ZM41 233H44V232H40V234ZM90 233V234H89ZM138 233H139V231H138ZM183 233V232H182ZM189 233V232H188ZM187 233V234H188ZM218 233V232H217ZM25 234V235H26ZM122 234V232L120 233V236H122L123 234H124V232H123V234ZM202 234V233H201ZM255 234V233H254ZM4 235V236H5ZM6 235V236H7ZM82 235V236H83ZM125 235V234H124ZM137 235V234H136ZM189 235H191V234H189ZM198 235V237H200L199 235V233L198 234H196V236ZM8 236V237H9ZM31 236V237H32ZM37 236V235H36ZM35 236V237H36ZM42 236V235H41ZM82 236L80 237V238H82ZM86 236V237H87ZM91 236V235H90ZM135 236V235H134ZM178 236H182L181 234H180V232H179V235ZM184 236V235H183ZM181 237L182 239L184 238V237ZM191 236H194V235H191ZM202 236H203V234H202ZM86 237H84V238H86ZM112 237V236H111ZM123 237V236H122ZM255 237V236H254ZM0 240H3V237H2V235H0ZM21 238H23V237H21ZM37 238H40V236L39 237H36V239ZM134 238V237H133ZM175 238H177V237H175ZM180 238V237H179ZM181 238L180 239H176L177 240V242H179V240H181ZM185 238H187V237H185ZM191 238V237H190ZM252 238V237H251ZM8 240L10 239V238H7ZM10 239V241H12ZM33 239H35V238H33ZM42 239V238H41ZM115 239H116V241H118V239L119 240H121L120 239V237H119V234H118V232H117V234L115 233ZM115 239H114V241H115ZM137 239L139 240V238H138V236H137ZM172 239V238H171ZM189 238H187V240H188ZM200 239H202L201 237H200ZM253 239V238H252ZM252 239H250L249 240V242H248V247H247V250L243 253V255L241 256V253H239V249H237V248H230V249H228L227 248V250H226V252H225V254H227L226 255V257H224L223 258V260L220 262V263H222V264H225V263H230L231 261H233V262H239L240 264H257V261H255V260H252V258H251V256H250V253H251V247L253 246V241H252ZM14 240V241H15ZM19 241H21L20 239H18ZM31 240V239H30ZM40 240V239H39ZM43 240V239H42ZM186 239H184L183 241H185ZM256 240V239H255ZM4 241H5V239H4ZM9 241V242H10ZM23 241V240H22ZM33 241V240H32ZM132 241H134V240H132ZM137 241V240H136ZM182 241V240H181ZM181 241L179 242V244L181 243ZM204 241V239L202 240V242L200 243V246H199V249L201 250V253L200 254H202V256H203V259L201 260V262H200V264H212V263H216L215 261H213L212 259H214L215 257H217V252H215L217 249H219L218 247H217V249L215 250V248H216V246L215 245H213V243L212 244H207V243H205V242H203ZM7 242V241H6ZM36 242V244H32V245H35L36 247H40L41 245H40V242H39V244H37V240H35L34 242H31V243H35ZM135 242V241H134ZM138 242V241H137ZM191 242V241H190ZM210 242V241H209ZM1 243V242H0ZM3 243V242H2ZM1 243V245H4V244H2ZM5 243V242H4ZM10 243H12V242H10ZM17 243H18V241L16 242V246H17ZM43 243V242H42ZM111 243H112V241H111ZM133 243V242H132ZM136 243V242H135ZM141 243V244H142ZM184 242H182L181 244H183ZM189 243V242H188ZM8 244V243H7ZM13 245H14V242L12 243ZM21 243H19V245L18 246H20V247H22V246H24L23 244H21ZM30 244V243H29ZM44 244V243H43ZM55 244V243H54ZM128 244V243H127ZM168 244H170V245H168ZM176 244V243H175ZM185 244H187V243H184V245L183 246H181V245H179V249L177 250V252H175L174 254H176V258H177V255H182L183 256V258L184 259H189V258H185V256H187L188 255V250L190 249V247H189V245L187 244V246L185 245ZM1 245H0V250H5V249H7L6 247H5V245L4 246H2V247H5L4 249L1 247ZM45 245V244H44ZM47 245H51L50 244V242L48 243V244H46L45 245V247L47 246ZM119 245V244H118ZM134 245V244H133ZM136 245V244H135ZM134 245V246H135ZM138 245V244H137ZM167 245H168V247H167ZM173 245H174V243H173ZM177 245V244H176ZM197 245V244H196ZM215 246V248L213 247V246ZM217 245V244H216ZM232 245V244H231ZM7 247L9 246V245H6ZM11 246V245H10ZM17 246V247H18ZM29 246V245H28ZM31 246V245H30ZM29 246V247H30ZM124 246V245H123ZM128 246V245H127ZM14 247V246H13ZM27 247V244H26V246L23 248V249H25ZM32 247V246H31ZM43 247V246H42ZM261 247H264V245L263 246H261ZM261 247H259V248H261ZM12 248V247H11ZM168 248V249H167ZM259 248H258V251H259ZM9 249V248H8ZM7 249V250H8ZM56 249V248H55ZM173 249V248H172ZM174 249L176 250V248L174 247ZM173 249V250H174ZM207 249H209V251L207 252L206 250ZM12 250H13V248H12ZM15 250V249H14ZM19 250H22L21 248L19 249ZM47 250V249H46ZM45 250V251H46ZM129 250V249H128ZM191 250V249H190ZM189 250V251H190ZM35 251V250H34ZM142 251H144V250H142ZM2 252H4V251H2ZM14 252V251H13ZM19 252V251H18ZM51 252V251H50ZM134 252V251H133ZM133 252H131V253H133ZM137 252H138V250H137ZM135 253L136 255H138V253ZM7 253V252H6ZM10 253V252H9ZM22 253V252H21ZM133 253V254H134ZM3 255H4V253H3ZM11 255V254H10ZM91 255V254H90ZM240 256V257H238V256ZM257 255H258V257L260 258V260H263L264 261V259H262L261 257H260V255H259V253H257ZM8 256V255H7ZM132 256V255H131ZM135 256V255H134ZM144 256H145V253H144ZM175 256V255H174ZM173 256V257H174ZM9 257V256H8ZM11 257V256H10ZM181 257V256H180ZM179 257V258H180ZM3 258H5V257H3ZM141 258H143V256H141ZM145 259H147V258H145ZM171 259V260H170ZM25 260V259H24ZM148 260V259H147ZM170 260V261H169ZM179 260H183V259H179ZM2 261V260H1ZM169 261V262H168ZM175 261H177V259H175ZM263 261H259V264H264V262ZM148 262V261H147ZM172 262L174 263V261H171V264H172ZM30 263V262H29ZM142 263H144V262H142ZM152 263V262H151ZM180 263V262H179ZM182 263H183V261H182ZM185 263V262H184ZM28 264V263H27ZM149 264V263H148ZM156 264V263H155ZM158 264V263H157ZM193 264H197V263H193Z\"/></svg>","mask_w":264,"mask_h":264},{"label":"built area","instance_id":"3","mask_svg":"<svg viewBox=\"0 0 264 264\" xmlns=\"http://www.w3.org/2000/svg\"><path fill=\"white\" fill-rule=\"evenodd\" d=\"M258 253H259L260 257H261L262 259H264V247L259 248Z\"/></svg>","mask_w":264,"mask_h":264}]
</instances>
